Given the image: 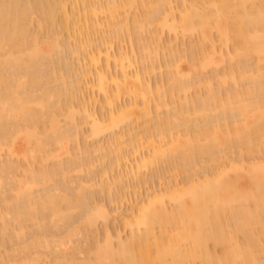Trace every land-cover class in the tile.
Listing matches in <instances>:
<instances>
[{
    "label": "bare ground",
    "instance_id": "1",
    "mask_svg": "<svg viewBox=\"0 0 264 264\" xmlns=\"http://www.w3.org/2000/svg\"><path fill=\"white\" fill-rule=\"evenodd\" d=\"M170 1L169 0H26V3H25L24 0H0V152H1V150L3 151V149H4L3 146H5L7 148L6 151H8L7 153H9V155H11V159L13 158L12 155H14L15 157L17 156L16 158H18V156H22L21 153L24 152V151L22 152V150L19 149L18 140L26 139V141L28 140L27 143L29 144L28 148L32 145L30 143L35 144L32 146L36 147V149L34 147H33L34 148L33 149L31 146V149L30 150L28 149V152L30 153L29 155L26 154L28 157L29 156L31 157L33 155V152L38 150L36 152L37 154L34 153V156H32L33 160L31 158L33 163H35L38 161L37 155L40 153L43 154L44 152L42 153V151H43V149L47 150L46 149L47 146H48L47 148H49V145L53 143V145H50V146H52V148H54V151L56 150L55 145L58 146L55 153H54V151L51 152L52 149L50 151H48L49 154H47L46 152L44 153L46 160H45V158L42 159V157H44V156L43 155L41 156V154H40L39 157H41V158H39V159H41L40 161L42 163L38 162V164L39 163L42 165L46 164L45 165L46 167H43L40 164L38 166L43 167L42 168L43 170H40V171H38L39 169L34 170L35 166H33L34 164L31 161H29V162H31L32 165L28 162L30 166L27 165L29 167L26 169L25 168L21 169L20 166H18L17 168L21 169V170L17 169L18 172L22 171V170L24 171L23 172L24 177H22V174H21V178L18 176L20 173L17 175V177H14V176H16V175H14V174H16L14 172L15 166L17 165V164H14L17 161L16 158H15L16 161H14L13 165L11 164L10 160H9L10 163L8 162L7 165L4 163L5 160H4V162L1 161L2 164L1 163L0 164L3 165L4 167L0 165V186H3L2 183H6L3 180L8 181V178L11 176V175L9 176V174H8V176H4L6 171L7 172H9V171L14 172V174H13L14 176L12 175L13 180H10V178H9V181H8L9 182V190L11 189L10 188L11 187L10 182L14 183L15 182L14 180H17V179H18V181L15 182L16 185L14 184L15 188L10 191V192H12L14 190L12 192V194H14V192H15V194H14L15 199L13 198V201H14V203L17 202L16 203L17 207H14L15 204H14V206L10 205V204H13V201H10L12 199H8L9 196L5 197V199H3V200L8 199L9 201H7V200L6 201L9 203L7 204V203H5L6 201H3V200L2 201L7 205L6 206L4 204L7 208H9L8 206L10 205V210L8 211L6 209L7 212L2 211V212H4V214L1 213V210H0V213H1L0 219L2 218V220H0V221H3L7 218V222L8 221L11 222L12 220L14 221V222L12 221L14 223L13 225H15L16 222H18L19 220L21 221V222L19 221L20 225L17 224V226H20V227H18V229L20 228V231H18V229L17 230L13 229V228H15V227H13L12 229L14 230V232H12V229L10 228V226H11L10 222L8 224H6L7 223V222H5L6 220L1 222L2 225L6 224L5 229L8 228V226H9V228L11 229L12 236H13L14 233H15V235H19V234L21 235L22 233H24V231H26L25 228H27L28 230L30 228H33L32 230L30 229L31 231H33L37 227L36 230L39 229V231H40L41 228L45 227L43 225L47 226V223L50 225V226L48 225L49 227H51V225H52L53 231H56V230L63 231L64 230L63 226L61 227V229H56V230H54V229L59 228L60 225H64V224L67 225L68 222L67 223H65V222L72 218V215L74 214L73 212H76L75 214H78L80 217L88 214L89 216L88 215L83 216L84 222H83V220H81L82 218L80 219L81 222H83V224L80 223L81 225L79 224V221L77 224L76 223L74 224L75 218L74 219L72 218L71 221L76 226L75 228H74V225H71L73 228L71 226H69L70 223H68L67 226L64 225L66 227H69L67 229H70L71 231H69V233L66 232L65 234H63V232H62L61 233L62 236L59 235V237H61L62 239L61 238L59 239V237H57V236H56L57 239L55 237H53L55 232L52 233V235L50 234L51 237H53L51 239H48V238H50V237H48L50 235H47V234L40 235L41 236V238H40L39 235L37 236V234H36L39 231L36 233L34 231L35 234L32 233L33 234L32 236L36 235L37 238L39 237L37 240L34 239L35 237H33L32 239H34V240L30 239L28 241L29 243L30 242L32 243V241H34L38 245V247H36L37 245L35 244V246H34V243H32L31 247L33 248L34 251L36 249L42 247L41 249H39L40 251L42 249H46V250L48 249V251L53 252L52 248L49 247V246H51V247L55 248L53 250H55V252H57V253L59 252L60 255H62V256L66 255V256L70 257L69 259H67V262L69 261L67 263L66 257H65V259H63L64 257L61 258L59 255H57L60 257V258L56 257V259H57L56 262L59 260V262H58L59 264H70L71 262L73 264H76L75 260H77V257L72 259L75 251H74V253L71 252L72 254L70 253L72 257L69 254H65L66 253L65 250L68 252H70L69 250H71L68 248V246H70V240L72 241L71 242L72 244H74L76 242V240H77V243H79V238H78L79 234H77V233H80L82 235L81 237L83 238V237H85L84 236L85 233H83V232H86V234H87L85 237L86 239L91 238V236H88L91 230L87 231L86 229L88 227H90V229L92 227H97V225L95 226L96 222H94V221H97V219L99 220L100 218L104 220L105 219L104 216L107 215V213H108V210L103 209L104 207L102 208L101 205H93L94 207L91 209L95 208V210H92V213H90L91 211L90 212L88 211V213H87V210H86V214L83 213V212H85L84 206H86L87 202H90V201H87V200H89L88 198L90 197L87 194H88V192H91L94 190V188H95L94 186H96V184L92 185V188L93 187L94 188H93V190H91L92 189L91 183L93 181L90 180V181H88L89 182L88 183L85 179L86 182L85 181L81 182L82 181L81 179L77 180L79 177L74 179L70 175V167L69 166L76 164L79 167V165H78L79 163H76V162H80V164L81 163L83 164V162L80 161L82 159V157H81V159H79L78 153H76L77 156H73V157L70 156L72 158L66 157V155H65V158H67L69 161H71V160L75 161L72 163V165H69V161L67 159H66V161L64 160L66 163H68L69 166L68 165H66V166H68L67 168H69V169H64V168H66V167H64L65 163H64V161L61 160L62 158L59 157V156H62V157L64 156V155H62V152H64V154L67 152L66 150L68 148L66 149V146H67L66 142H70L67 140H70V139L72 140V138H74V137H72L73 134L74 135L78 134L79 136L83 134V133L82 134L78 133L79 130L82 129L83 127L80 128L79 124H75V122H74L76 120V118L74 119L73 116L74 115L77 116V113H79L78 117L80 116V114L82 115L84 113L85 116H83V119L81 120V122L84 120V122H86V123L82 122L84 125L89 123V125L91 126V127L89 126V128H91V131H89V130H88L89 132L87 131V133H89V135L86 134V136L88 135V138L89 137L91 138V136H92V138L97 139L100 137L99 135H102V134L104 135L105 132H106L105 134H107V132L110 134L111 133L115 134L113 136H111L109 134H107V135H109L110 138L114 137L111 139L116 138L117 141H115V140L113 141L114 144L116 143L115 146H114L113 142L109 143V145H111V146L113 145L114 148L117 147L116 149H114L113 146H112L113 149L110 148L111 146L109 148H107L108 142L112 141L110 138H109L110 140L109 139L107 140L108 141L107 146H104L102 141H101V143L96 142V143H99L98 145L102 144L103 147H106L108 150L103 148V147L100 148L101 145L100 146L95 145L96 147H93L94 146V144H93V145H91L92 146L91 147L89 145V142L87 143V145L91 147L90 149L93 148V151L96 153L99 149H103V151L105 149L104 153H106L107 151H108L107 153H110V152L113 153L116 151L115 154L112 155L111 157H109L108 154H107L108 155L107 156L106 154L103 155L101 153L103 156L106 155L105 158L100 156L101 159L103 158L102 160H105L107 157L112 158L115 156V158H112V161L115 162L114 165L112 164L113 162L110 159H106L107 162L109 160L111 162L108 163L109 166H108V164H106L108 170L107 169L104 170L106 168L104 166L105 168L103 169V171L101 170L102 172L105 171V173L107 172V174H110V173H112V169L114 168V166L118 167V165L120 167H122L124 165L127 168L128 165H125V164L120 165V164H117V162L121 163V161H122V163H125V162L128 163L130 161V158L132 157L130 155L134 154L133 156H135L137 154L136 155V161L134 162V163H137V165L133 163L135 165V167H134L135 169H133V167H132L133 170L130 168L131 169L130 173H127L128 171L125 172V170H124V173L123 172L120 173V174H124L123 175L124 177H125V175H128L127 177H125L126 180L129 176L130 177L132 176V178H133L132 182L135 179L137 180V181H135V183L138 182V180H140V179H141L140 181L145 183V181L141 178V176L143 175L142 173H144L143 171L146 170V173H147L149 167L151 168V166H153L154 168H159V167H155V165L161 166V164H164V166H165L167 164L166 166H168V165L169 166L168 167L165 166V167L170 169V165L172 167V165L175 166L177 164V166H178L176 168L177 170L180 167H182L183 169L185 168L184 172H186V170H188V168H189V170L187 171V172H189L192 169V167L194 169V168H197L198 167L197 165L201 164L203 161L207 162L210 159L209 157H208V159H205L207 155L212 156L211 158H213V157L215 158V156L217 157V155H215L216 153H214V152H216L218 150H219V152L223 151V148H219V147H222L223 145L225 146L229 142L230 143L228 145H230V146L232 144H234L236 146L239 145L238 147H236V146L234 147V145L232 146L233 149H231V151L233 150V152H234V150L238 149L240 146L242 148L243 147H249L250 150L252 151V149L253 150L256 149V148H253L255 146L254 144L259 143L255 147L260 146L261 142H262V145H264L263 144V142H264L263 141L264 140V70H263V66H262V64L264 65V0H193V1L189 0V2H188V0L187 1L185 0L182 3L181 10H179V8L174 9L172 6H170L169 5ZM173 2H174V0H173ZM180 7H181V5H180ZM176 10L179 11V13H177ZM131 11L132 12L135 11V13H132ZM33 16L34 17L37 16V18H34ZM32 18H34L35 20L34 19L32 20ZM30 20L33 22L37 20L35 22V25H36V23L39 25L37 27L39 30H40V28H43V27L44 28L45 27L50 28V34L43 35V36H45V38L46 37L48 38L47 40L44 37L41 39L42 33L44 32V28H43L42 32L39 31V33L41 32V34H39L38 32H35L34 28L33 29L29 28L30 26H28V23H30V24L33 23V22H30ZM154 23H156V26ZM33 24L31 25L32 27H34ZM101 26L103 28L105 27L106 30L102 29ZM152 26L156 27V29H154V30H158L157 28H159V27H161V29L164 28L163 32L167 28L170 29V30H168L169 32H172V31L175 32V30L180 29L181 33L183 35H185V37L188 35L190 36V34L193 33V31H195L196 33L198 32L197 35L199 34L200 37L199 36L198 37L201 39H199L197 37V40L201 41L200 43L198 42L200 45H197L198 47L196 48L195 47L196 45L194 46L193 43H191V44L189 43L192 46H190V45H189V47L187 46V48H189L191 50L196 48L197 52L195 50H194L195 51L194 52V51H191L189 49H187V50H189L191 52L187 51L185 48L184 42H182V45L184 46V48L180 44L181 48H183L184 50L182 49L183 50L182 51L180 49L179 51H176L175 49H172V48H176L177 45L172 46L173 43L170 39V41H171V42L169 41L170 44L168 41L166 44L171 45L170 46L171 50H172V52H171L169 46H167L168 47L167 48L166 45L164 47L162 45L163 44V40L161 39V37L163 36V34H161L162 30H161V32H159V30H158V32L156 31V32L152 33L153 32V29H152V32H147ZM148 27H149V29H148ZM30 30H32V32ZM33 30H34V32H33ZM135 30H138L139 33H136L137 37L136 36L132 37L133 31H135ZM212 30H213V32H214V30H216L215 35L218 36V37L216 36L217 39L219 38L218 39L219 41L217 40L219 45L217 43L216 44L218 45V48L220 49V51H223L221 49V47L227 45L228 43L234 44V46H232L234 48L233 52L231 51L232 54H230V52H228V51H230V49L229 50L226 49L227 46H229V44L227 46H225V48L223 47L224 50L225 49L227 50V52L225 50V54H224V52H222V53L220 52V54H218L219 51L216 52V49L214 46V44H215L214 39L216 40V38L213 39L212 36L214 33L212 32ZM47 31L48 30H46V33H47ZM63 31L64 32L66 31L68 36L64 35ZM141 32H144V33L146 32L147 35H150L149 33H152L150 39H149V37H146V35H145V37H143V38H145L146 43L143 42L144 40L143 41L139 40L140 42L137 40V39L141 38V35H142ZM35 33H38V35L37 34L35 35ZM48 33H49V31H48ZM98 34H99V38L97 37ZM186 34H188V35H186ZM62 35H64L63 37L66 36L65 40L67 39L66 41L67 42L69 41L68 42L69 44H70V41L72 40L71 46H69V44L66 42L64 43V41H65L64 39H63L64 40L63 42L59 41V37ZM179 35H180V33H179ZM192 35L190 36V39L192 38ZM122 36L125 37V42L129 41L127 43H130L131 45H130V47H128L129 46L128 45L127 48L129 50L131 49V54H133V52H135L134 53L135 55L134 54L130 55L129 50L126 49V50H128V52H129L128 53L125 50V48H122V46H121L120 48H122V49L119 48V50H117L118 51V55L116 54V56L118 57V58L116 57L117 62H116V60L114 62V63L119 64L118 66H120L121 72H120V74L119 73L116 74L117 72L114 69L117 67V64H114V67H115V65H116V67L113 69L110 68L111 70L115 71L114 72L115 75H114L111 73V71H109V65L110 66L112 65L109 62L112 61V58H110L111 53L107 52V50L111 51V50H109V48H111L114 45L113 42L117 43L116 41L118 40V38L120 41V43L119 42L118 43L120 45H122L124 42V40L121 38ZM178 36L176 35V37H178ZM63 37H60L61 41H62ZM126 38H130V39L126 40ZM134 38L136 39V44H135ZM115 39H116V41H114ZM146 39L147 40L149 39V40L147 41ZM157 39H159V40L157 41ZM177 39H175V41H173V42L175 43L177 41ZM207 40H210L211 44L213 45L212 48H210L209 50H207L208 48L205 49V47H207V43H208V45L210 43ZM212 40H213V42H212ZM44 41H45V43H48L47 47H45L46 45L43 46ZM133 41H134V43H133ZM160 41H162L161 47H159L160 44H158ZM183 41H185V40H183ZM142 42H143V44H141ZM165 42L166 41L164 40V43ZM179 42H181V41H179ZM205 42H207L206 45L204 44ZM220 42H221V46H220ZM198 43L196 42V44H198ZM62 44H64V45H62ZM65 44H67V45H65ZM61 45H62V47H61ZM103 45L105 46L104 49H106L104 51V52H106V54H104V57L106 58V59L104 58L105 59L104 61L106 63H103L104 61L102 62L103 59L101 58L103 53H104L103 52L104 49L102 48V47H104ZM132 45H135V46H132ZM136 45H138V47L141 46L140 52H141V50H143L142 51L143 53L139 52L140 47L137 48ZM204 45H205V47H204ZM63 46H65V47H63ZM199 46H200V48H199ZM193 47H195V48H193ZM64 48H67L68 49L67 51L72 52V54H70L68 52H67L68 53L67 54L65 52L66 49H64ZM69 48H70V50H69ZM162 48H164L163 50H165V51H167V50L169 51V53H170L169 58L172 57L173 61H171L169 58H167L170 60L168 63V66L164 65V69L169 67V71L165 70V73L167 72V74L163 73L164 72V71H162L163 68L160 67V68H162L161 70H159L160 73L162 71L161 74H163L164 78L167 79V80L165 79L166 82L164 81L165 84L162 80L163 75L162 76L159 75L161 78L158 76L162 82L161 84H159L160 83V82H158L159 80L156 82V80H157L156 77H155L156 84H151L152 82L153 83H155V82L153 80H152V82H151V80L149 81V78L152 79L151 78L152 76H150L149 73L150 72L154 73V71H155L154 69H156V72L158 71L157 68H159V67H157V66L154 67V65H157V64H155V61L159 64V55L158 54L160 51H163ZM123 49H124V52H123ZM112 50H114V49H112ZM136 50H137V52H136ZM174 50L178 54H176ZM119 51H120V53H119ZM146 52H148V53H146ZM180 52L185 53V54L181 55L182 53L180 54ZM188 52L191 53V54H189V56L190 55L193 56L192 58H190L191 62L189 64L191 66L189 65V67L190 68L192 67L191 63L193 61H194L193 64L197 60H199V63L196 62V63H198V66H196L197 64L193 65V67H192L193 69L191 68L192 72L188 68L190 70V72L188 74H185V72H186L185 70H187V72H188V69H183L184 65L181 66L180 63L182 62L181 56H184L183 60L187 59L189 61V58L185 57ZM193 52L195 54L197 53V55L192 54ZM61 53H62V55H61ZM113 53L114 52H112V54ZM165 53L163 51L162 54H165ZM174 53H175V55H174ZM73 54L77 55L78 57H76ZM141 54H142V56H141ZM143 54H145V55H143ZM215 54H218V55H215ZM222 54H223V57H222L223 59H225L226 56H224V55H226V54H227V57H229V58H226V59H229V62L225 63V61H224V64L231 65V67L236 64L234 62H237V64L232 69H231V67H229L230 70L228 69V71H227L228 73L225 72V74H223V75L221 74V76H219L220 72H219V74L214 73V72L218 73V71L216 70V68H218V67L215 68L214 66H215V63H217L216 65H219L218 62H221L223 64V62L221 60L222 58L218 59V57L219 56L221 57ZM56 55H57V57H56ZM65 55H72L73 57L78 58L77 61H75L76 59L74 60V58L71 57L72 58L71 61L73 60L75 63L77 62L76 63L77 68L79 65L78 61H80V59L82 58L81 59L82 61H80L81 62L80 64H84V65H79L81 67L80 68L81 71L79 68H78V71L74 70L75 74L77 72H81L80 74L77 73L78 75L75 76V74L72 73V70L75 69V67H76L75 65H74V68H72L71 70L69 69V70L72 74H74L77 81L82 80L84 76L87 77L86 79H88L90 77L91 80L90 79L89 80L92 81L91 82L92 84L87 83L88 80L87 81H86V79H84V80L86 81L87 84H90L88 86H91V87L93 86L92 89H94V87H96V89L98 90L97 91L95 89L96 92L101 93V95H103L104 103L102 102L103 104H100L101 106L98 105L97 107H102L101 111L103 110V108H107L106 112L100 113V111H98L99 109H97V107L95 109H97V112H99V114L96 112V110H94V107L96 105H94L93 101H95V104H96V102L100 101L97 98V97H99L98 93H96L97 94L96 95L97 100H95L96 99L95 94L92 98L93 99L92 103H93L94 107H91L92 106L91 105L92 99H90V98H89L90 100H88L89 104L85 103V105L83 102L81 103V101L82 100L84 101L86 99L83 98L81 101H79V100L77 101V99H76V101L78 103L80 102L81 104H83L85 106V108H84L80 104L81 105L80 109H83V110H80L78 107H77V109H75L76 107H74V105L72 107L71 105L66 104L67 99H68V103H70L71 100H69V99H71V96L73 98H75V94L77 95V93L74 92L75 90L76 91L82 90V92H84L83 91L84 87H83V89H80L81 85L79 83H82L83 81L82 82L79 81V83L77 84L76 79L72 80L75 77L73 78L72 75L68 74L69 72L67 73V71H69V70L66 69V70H64V73L66 72L68 75L72 76V77L68 76L69 79H66L69 82V85H68L67 82L65 81V78H67L65 75L66 73L65 74L64 73L58 74V71H61V69H59V67L55 66L58 64L50 63L51 61L52 62L57 61L56 59H58V56L60 57V59H62L63 63L64 62L67 63L66 59H68V57ZM136 55L138 57L141 56L140 61L142 63H140L139 58ZM173 55L177 56V57H173ZM178 55H180V56H178ZM53 56H55L56 59ZM79 56H81V58H79ZM112 56H113V59H115V53ZM135 56H136V58H135ZM160 56H161V54H160ZM166 56L164 55L165 59H166ZM214 56L217 57V60H215L216 57H214ZM230 56H232L231 58L233 60L230 58ZM254 56L257 58L258 61L257 60L255 61L256 58ZM164 57L163 58L160 57V58H162L161 61H163L165 64L167 62L166 61L167 59L165 60ZM53 58L55 59V61H53ZM234 58H237L238 60L234 61ZM64 59H65V61H63ZM110 59H111V61H109ZM148 59H149V61H148ZM154 59H156V60L153 61ZM252 60H253V62H255V63H253L254 65L250 64V62L252 63ZM69 61H68V63H69ZM231 61H233L232 63H234V65L231 63ZM137 62H139L140 64L138 63L139 66H137L135 68H137V70L139 69V71H137L135 69L134 70V72L136 71L135 73L132 74L133 70H132V72L129 73L127 68L129 69L133 64L134 65L137 64ZM145 62H146V65L148 63V65H149L148 67L146 65H144ZM178 62H180V63H178ZM183 62H185V61H183ZM261 62H262V64H261ZM58 63L60 66L66 64V63L61 64L60 62H58ZM211 64L212 65L214 64L213 67L215 68V70H213L214 71L213 73L216 75V77L219 76L218 78H216L215 76H214V78H210L211 76L213 77V75H214L213 73L209 74V75H211V76H209V75H207L206 70L203 72V69H206V67L209 65L212 66ZM241 64H244V65H241ZM141 67H142L144 72L142 71ZM172 67L175 69H172ZM117 68H119V67H117ZM224 68H227V67L224 66ZM207 69H208V67H207ZM211 70H210V72H211ZM223 71H225V70H223ZM62 72H63V70H62ZM199 72H201V73H199ZM142 73L148 74L147 75L148 79L146 78V76L144 74L142 75ZM160 73L157 72V74H160ZM193 73H195V74H193ZM227 74H229V76L231 77L230 80L228 79L230 77L225 78V76H228ZM80 75H83V77L81 76L82 78L78 79ZM193 75H195V78ZM202 75H203V79L205 82L202 81L203 79L200 80ZM206 75H207L208 80H205ZM221 78L223 81L221 80ZM245 78H246V82L249 81V83L245 82V80H244ZM196 79L197 80L199 79L198 82L199 81L200 82L198 83ZM215 79H218L217 80V82L219 81L218 83H220V81H222L221 83H224L228 80L230 81V82H228L229 85L224 83L229 88L228 89V88H226L227 86H224L226 94H223L224 90L222 91V89H224V88H222L223 85L220 86L221 83L218 86L219 88L217 87V85H216L217 82L214 81ZM224 79H226V80H224ZM194 80H196V81H194ZM64 81L66 82L65 84H67L66 88H65ZM70 82H72V83L76 82L75 84H77V85L74 84V86H72V84ZM112 82H113V84H110ZM191 82H194V83H191ZM212 82L213 83L216 82V84H214L217 87L216 89H215L214 85H213L214 87L212 86V84H213ZM231 82L232 83L235 82L236 84H238V86H236V88L229 87V86H232ZM235 83H234V85H236ZM243 83L252 84V85L251 86L245 85L244 87L248 86L249 88L242 91L238 88ZM61 84L62 85L64 84V86L62 87ZM87 84H84V85H86L85 89L88 87ZM162 84H163V86L164 85L165 86L164 87L160 86ZM166 84H167V87H166ZM192 84L193 85L195 84L197 90L195 89V86L193 88ZM201 84H203V85H201ZM198 85L201 87L206 85V87L208 89L206 87H203V89L206 88V89H204V91L205 90L208 91L207 93H205L206 96H204V94L199 95V92L201 90L198 91V89L200 88ZM68 86H70L72 88H69ZM79 86H80V88H79ZM189 87L191 89L193 88L194 91L196 90L197 94H196V92L193 94H195L197 96V98H195L196 96L193 97L191 94H190V96H187V98H185L186 94L189 93L188 91H190ZM67 88H69V90L75 89L74 91H71V92H74L75 94L73 93L74 94L73 95L72 93H70L72 95H69V94L67 95L66 93L70 92V91H68ZM231 88L234 90H232ZM41 90H43V91H41ZM36 91L40 94H38ZM176 92L178 93L177 95H175ZM180 92H184L183 93L184 98H181L182 95L179 96ZM78 93H79V91H78ZM92 93H94V90H92ZM122 93L126 94V96H128V94H129V97L131 96L130 98L128 97V99H129L128 103L125 102V103L121 104L122 99H120V97H121V95H123ZM64 95H67V96H65L66 98L64 97ZM87 95H89V94H87ZM69 96H70V98H67ZM84 96H85V94H84ZM172 96L174 97V100L179 96L181 99L178 97L179 98L178 100H179V102L181 101L180 102L181 104L178 103L179 105L177 106L176 105L177 101L174 102V100H173V102L171 104L174 107L171 104L167 105L168 102L167 103L165 102V98L169 97L168 101H170L173 99ZM198 96H201V97L198 98ZM62 97H64V99H62V100H64L63 102H66L63 105L64 107L62 106L63 103L61 104L62 100H59ZM162 97L164 100L161 99ZM56 98H57V100H56ZM76 98H78V97L76 96ZM79 98H81V97H79ZM188 98H193V99H188ZM182 99H185V100H182ZM73 100H75V99H73ZM140 101H142V104H140ZM71 102H74V101H71ZM86 102H87V100H86ZM78 103H76V104H78ZM99 103H101V101ZM126 103H127V105H126ZM154 103H155V105L152 106V104H154ZM70 104H73V103H70ZM88 105L91 108H93L92 110H94V111H91V109H89V107L87 110L86 106H88ZM163 106L164 107H166V106L171 107V108L169 107L170 109L167 107L165 108V110L168 109L167 111L164 110L166 114L163 111H161V109L163 110V108H164ZM66 111H68L67 112L68 114L66 113ZM79 111H81V112H79ZM162 113H164V114H162ZM63 114L67 115V116H65L66 118H63L65 122L64 121L60 122L58 119L64 117ZM100 114H102V115L100 116ZM142 117L144 119L148 118L147 120L149 121V123L152 121L151 124H149L148 121L145 119L147 121L146 122ZM141 119L144 122H142ZM136 120H138V122L141 121V123H143V124L146 122L145 123L146 125L145 124L144 125L148 129H146L144 126H137L136 127L135 124L136 125L138 124V122ZM39 121H43V122L47 121L46 125H49V124L50 125L47 129H45V124L43 122H40V123H43L42 125H44L42 127V130H41L38 128L40 125L39 126L37 125V124H40ZM66 121H68V122L73 121L74 122L73 124H75L77 127L79 126L80 129L78 130L77 127L74 128L75 125H72L71 122H69L71 125L69 127L67 125L68 122H66ZM36 122H38V123L36 124ZM60 123L61 124L65 123L64 124L65 126L64 125L62 126ZM82 123H81V126H82ZM132 123H134V124H132ZM152 123H154V124L152 125ZM143 124H141V125H143ZM129 125H132L131 126L132 130L129 129L131 132L128 131V133L131 135L126 133L127 129L130 128ZM149 125H151V127ZM33 126H34V128L30 129V127H33ZM125 126H127V127H125ZM134 126H135V128H133ZM67 127L68 128L73 127V128L68 129ZM139 127H140V129H138ZM143 127L145 129H143ZM62 128H64V129H62ZM122 128L124 130H122ZM125 128H127V129H125ZM141 128H142V130H145V131L139 132V130L142 131ZM34 129L36 131H34ZM67 129L69 130V132L73 130V133L71 132L72 136L69 135ZM117 129H121L122 131L121 130L116 131ZM137 129H138V131H136V132H139V133H135L134 130H137ZM151 129H152V131L154 130V132H150ZM39 130H41V131H39ZM65 130L67 131L66 134H65ZM37 131L40 133L43 131L45 134L41 135L42 133L41 134L35 133ZM132 131L134 134L132 133ZM182 131H183V133H181ZM100 133H102V134H100ZM143 133H145V134H143ZM37 135H40V136L37 137ZM94 135L95 136L97 135L98 137H95ZM132 135H135L134 137H136L138 135L139 137H136L137 139H133L134 137ZM41 136H46V138H45L46 143H45V141H43L44 137H41ZM79 136H76L75 138H78ZM123 136H124V138L127 137V139H129V137L131 136L130 140L125 139L126 140L125 141L123 139L124 140L123 146L126 145L125 146L126 148H124L122 146L123 142L121 143L122 140H120V139H122ZM261 137H263V138H261ZM36 138H39L38 142L36 141L37 140ZM88 138H87V140H88ZM131 138H132V140H131ZM31 139H33V140L36 139V140H35V142H32L33 140H31ZM47 139L50 141V144H48ZM260 139H261V141H260ZM42 141L44 142V144L43 143L38 144V147H37L36 144L40 143ZM257 141H259V142L256 143ZM126 142H127V144H126ZM129 142L132 143L131 144L132 149L129 148V145H130ZM45 144H47V146ZM105 145H106V141H105ZM228 145H227V149H228V147H230ZM39 146H41V147L39 148ZM86 146H84V147H86ZM97 147H98V149H97ZM225 147H224V149H225ZM241 147H240V152L237 150L238 155H237L236 159L238 157H241V158L237 159L238 162L241 159L243 160L242 156H243L244 152H243V154L241 152L243 151L244 148L242 149ZM1 148H3V149H1ZM58 148L60 151L58 150ZM95 148H96V150H95ZM140 148H142V150H144V148H146V149H145V152L143 151L144 154H142L141 156H138L139 150L142 152V150ZM18 149H19V151H18ZM39 149H40V151H39ZM86 149L90 150L88 147ZM109 149H110V151H109ZM111 149L115 150V151L112 152ZM129 149H130V152L128 153ZM227 149H225V150H227ZM80 150H82V149H80ZM228 150H230V149H228ZM246 150H249V149H246ZM57 151H59V152L56 153ZM25 152H27V151H25ZM87 152L89 153V151H87ZM219 152H217V154ZM3 153H6V152H3ZM24 153H23V156H26ZM52 153H54L56 155L53 156L54 154L52 155ZM80 153H82V152H80ZM239 153H241L242 156L239 155ZM98 154H100V153H97V156L99 157ZM6 155H8V154H6ZM50 155H52L51 159H50ZM128 156H130V158ZM5 157H7V156H5ZM55 157L60 159V161H62L63 163L58 161V159H55ZM75 157L77 158V160ZM125 157H128L129 160L126 161L127 159ZM137 157L140 160L137 159ZM0 158H2V155H0ZM47 158H49V159H47ZM52 158L54 160H56L57 162H54ZM73 158H75V160ZM88 158L89 157H85V158L83 157V159H86V160ZM124 158L126 160H124ZM6 159H9V158L7 157ZM23 159H24V157H23ZM83 159H82V161H84V165L86 163H89V165H90L91 162H87V161H89L90 158L87 161L83 160ZM92 159H98V158L94 157ZM200 159H205V160L201 161ZM229 159L230 158H228V160ZM12 160H14V158ZM48 160L49 161L51 160L52 164L54 163V166L57 165V168L52 167L50 164L52 169H51V167H49L50 170L47 169L49 166ZM228 160H226V161H228ZM22 161H24V160H22ZM43 161H44V163H43ZM90 161H91V159H90ZM123 161H125V162H123ZM198 161H200V163ZM210 161H213V159H210L207 163H209ZM229 161H228L229 164L225 165L226 167L220 168L222 166H220V165L216 166L217 167L216 170L214 167H213V170H211L212 167H209V169H207L208 166H212V165L207 166V164H206V165H203L204 166V168H202L203 170L198 168L196 170L192 169L193 172L196 171L194 174L192 171L189 172L191 174L189 176H192V174H193V177H194L195 174H197V175H198V173L203 174V173L198 172L201 170H202L201 172L205 171L204 174L207 172V175H208V171H212L211 172L212 174H214L213 173L214 170H215L214 172L218 171L215 173L213 178H211V176H207L205 174V177L203 176L204 180H202V177H201V179L196 180L195 182L193 181V183L190 182L191 183L190 184L189 180L193 179V177H190L189 180L186 179L183 182L184 183L183 185L182 184L180 185L178 183L180 186L177 184L178 186L175 185V187H174L171 185L172 188H171V186L165 188L168 190L171 188L169 192L167 190H164V189H163L164 193H159L160 191L155 192V193L153 192L155 195V196L153 195L154 196L153 198H152V194H153L152 193V194H150L151 196L149 195V197H151V199L149 197H148L149 199H147V197H145L144 200L142 199L143 200L141 202L142 204L137 202V204H135V205L136 206L138 205V206L132 207V209L133 208L136 209V210H133L134 213L132 212V209L131 210L129 209V211H131L130 213H132L131 215L128 214V216H126V217L122 215L123 221L125 219L126 220H125V222H123L121 220L122 221L121 223L124 224L123 225L124 228H125V225L129 228V230H130L129 235L130 236L128 235V237L123 240V239H121V236H120L121 233L119 232L120 234L119 233H118L119 235L117 234L119 237V239H118L119 242H117L118 243V244L116 243L117 246L115 244L116 247H114L113 241H111V243L109 241V240L113 239V236H111L112 230H111V232H108L109 229H108V224H107L106 228L105 229L103 228L104 230L108 229V230H106L107 232L105 231L106 235L104 234V237L106 236L105 239L103 238L107 244L105 242H104V244L99 243L98 246L95 244L94 248L89 246L92 244L86 245V246H89L91 248V249H88L89 247H87V250H86L87 252H89V250H90L89 255L90 254L93 255L95 253L94 254L95 260L93 261L92 259H90V261H88L89 259L87 257H85L87 259V260L84 259V260H86L85 262L88 261V262H91V264H196V261L200 260L201 263L207 262L208 264H264V161H263V158H262V161L254 162L253 164L250 163L249 166H247L248 169L246 168V170H245L244 160L241 161V163L239 162L240 165L235 164V166H233L234 163H231ZM71 162H70V164H71ZM93 162H94V160H93ZM178 162L180 163V166H179ZM59 163H61V165H63V167ZM181 163H183V164L181 165ZM193 163H197L196 167L194 166L195 164H193ZM224 163L225 162H223V164ZM103 164L105 165L104 162H102L101 165H103ZM133 164H132V166H133ZM158 164H160V165H158ZM84 165H83V167H85ZM89 165L87 166V167H91V168H89V170L94 167V164H92L93 166L92 165L89 166ZM227 165H230V166L227 167ZM80 166L81 167H79V168H81V169H75L73 171H76L78 173V171L83 170L84 168H82V165H80ZM110 166H112L113 168L111 167L112 168L111 169ZM13 167H14V169H13ZM30 167L31 168L33 167L32 171H31V169L29 171ZM74 167H75V165L73 166V169H74ZM153 167H152V169H153ZM186 167H188V168H186ZM190 167H191V169H190ZM58 168H60V169H58ZM62 168H63V170H62ZM116 168H114V170H116ZM162 168L163 167H160L159 169L163 170ZM218 168H220V169H218ZM152 169H149V171H152ZM159 169H156V170H159ZM169 169H168V171H169ZM176 169H174V167H173V169L172 170L170 169V170L177 172ZM65 170H69V171L65 172ZM109 170H110V172H108ZM73 171L71 169V172H73ZM121 171H123V169ZM179 171L183 172V170H181V168H180V170H178V172ZM231 171H233L234 173ZM25 172L26 173L29 172L28 173L29 175L26 174V176L29 177L28 179L25 177ZM61 172H62L61 176L64 178V180H61L62 178H59V176H58V174L60 175ZM160 172H162V171H160ZM66 173H69V175H66ZM80 173H78V174H80ZM93 173H94V175H96V172H93ZM93 173H92V170H90V172L88 171L89 175L87 174V176L89 178L92 176V179H93V175H91ZM105 173H103L101 175H103V177H104L107 175ZM125 173H127V174H125ZM78 174H77V176H78ZM1 175H2V177H1ZM114 175H116V174H114ZM240 175H242V178L245 177V180L243 179L244 182H243L242 178L240 177ZM56 176L58 178L56 184L61 183L59 181V179L63 182L67 179L68 176H71L70 178H72L73 180H76L77 184H78V181L81 182L80 184H78L80 186H77V188L75 187L74 192L71 191L72 189L68 190L66 187V189H67V191H66V189H63L64 186H63V188H61V187H59V185L56 186V184H54V182L56 181ZM65 176H66V178H65ZM112 176H111V178L113 179ZM123 176H121V177H123ZM82 177H84V176H82ZM121 177L118 179L116 177V179L108 182V183L112 182V184L115 186L116 192H117V188H118L117 186L121 180H123L124 183L127 182V184H128V186H127V184L126 185L124 184V186H126L125 188L123 185H121L122 191H123V189L126 190L127 187H129V188H130V186L132 187V184L130 185L128 181H125L124 178L121 179ZM70 178H68V182H69ZM100 178H102V177H100ZM19 180L23 181V182H21L20 184L18 183L19 185H17V182H19ZM94 180H96V179H94ZM105 180L107 182L109 180V178L105 179ZM116 180H120V181H116ZM52 181H53V183H51L52 184L51 186L53 187V184H54V187L55 186L56 187L55 188L53 187L54 189H52V188L46 189V187H44V186H47V185H45V184H47L48 182H52ZM102 181H104V180H102ZM113 181H115L116 183L118 182L117 186H116V183H114ZM186 182L188 184H186ZM72 183L74 184V182L71 181V184H69V185L66 184V186L70 187V186L76 185V184L73 185ZM83 183L85 184V186L83 185ZM93 183H95V181ZM97 183L100 184L99 182H97ZM108 183H106V186L109 185ZM242 183H245V184H242ZM6 184H8V183H6ZM42 184H44V185L42 186ZM62 184H61V186H62ZM89 184H90V186H89ZM103 185H104V188L106 190V193H108V191L110 192L112 185H110L109 188L108 187L106 188L105 182ZM36 186H38V187H36ZM87 186H89L90 188ZM137 186L139 187V184ZM34 187L37 189L39 188L38 190H40V188L44 187V188H42V191H43V189H45V191H43V193H40V194H44V192H45V194L44 195L39 194L40 196L37 195L38 197H35L36 196L35 195L33 197V192H34V194L39 193V192L36 193L38 190L35 189L36 192H35V190H33ZM59 188L63 189L62 191L65 190V192L62 193V191H60ZM72 188H74V187H72ZM88 188L90 190H88V192H87ZM136 188L134 187L133 190H136ZM0 189H1V187H0ZM100 189H101V187L99 188V191H100ZM112 189H114V188H112ZM5 190H3L4 193L2 192L1 195L4 196L7 193H8V195H10L9 191H7V193H6ZM52 190H53V192H52ZM128 190L129 189H127V191ZM42 191H40V192H42ZM131 191H132V189H131ZM165 191H167V193ZM119 192L120 191L118 188V193ZM125 193L126 192L122 193V196H121L122 198H125V195H124ZM156 193H159L160 195H157ZM93 194H94V192H93ZM93 194L91 193V196L94 197ZM114 194H115V192H114ZM89 195H90V193H89ZM115 195H117V194H115ZM115 195H114V197H115ZM118 195H121V193ZM123 195H124V197H123ZM122 198L120 199V201L122 200ZM165 198H167V202H173V205H168ZM116 200L119 201L118 198ZM116 200L114 199V201H116ZM94 201H95V199H94ZM118 201H116V202H118ZM251 201H254L253 206L250 205V204H252ZM3 202L2 203L0 202V203L3 204ZM91 202H92V200H91ZM92 204H90V205H92ZM99 206H100V208H99ZM11 207H14L13 209H15V208L16 209L14 211H12L14 213L10 214V215H12L13 218L11 217L12 219H9L10 215L8 216L7 214H9V212L11 211ZM87 207H86V209L90 210V208H87ZM90 207H92V206H90ZM169 208H171V209H169ZM2 209H4V208H2ZM83 209H84V211H83ZM77 210L83 211V212L77 213L78 212ZM104 210L106 212H104ZM5 215H6V217L4 219ZM78 215H76V216H78ZM96 215H97V218L95 217ZM110 215H111V213L109 212L107 215L106 221L110 220L109 219V217H111ZM118 216L120 217L121 215H118ZM84 218H86V219H84ZM229 218L234 220V223H232L234 225L231 224L233 226L232 229L230 227L228 228V226H230L229 223H231L230 221L228 222ZM37 219L42 221L41 224L39 223V220H38V222H35V223H37L36 225L30 224V225H32V227H30V228H28L29 226L26 227L27 223H29V220L31 223V221H35ZM76 219H77V217H76ZM233 220H231V221H233ZM63 221H65V222H63ZM115 221H116V219H115ZM24 222H26L25 223L26 226L24 225L25 227L22 224ZM75 222H77V221H75ZM38 223L40 225H42L43 227L39 228L40 225ZM58 224H60L59 227L57 226ZM37 225H39V226H37ZM78 225L81 227H79ZM52 227H51V229H52ZM128 228H126V229H128ZM1 229H2V226H1ZM84 229L86 231H84ZM95 229H97V228H95ZM95 229L94 228L92 229L93 230L92 234H94ZM28 230H27V232H28ZM30 230L28 232L29 234L27 235L28 237H29L30 232H31ZM43 230L41 231V233H44V232L48 233L47 230L46 231H45V229H43ZM82 230H83L82 233L84 235L81 233ZM64 231H66V230H64ZM95 231H98V230H95ZM1 232H5L4 226H3V229ZM11 233H10V235H8V234H6V235H8V237H9V236H11ZM16 233H18V234H16ZM57 233L55 235H57ZM109 233H110V235H108ZM24 234L22 236V238L24 237L22 239L23 242L26 241V240L24 241V239H25V237H27L26 233H24ZM39 234H40V232H39ZM66 234L70 235V237H71L70 240H67L70 237L67 236ZM92 234L90 233V235H92ZM238 234H244L245 235V236L242 235L246 238V239H244L245 240L244 242H240L241 239L240 240L238 239L240 236V235L238 236ZM44 235H47V238H45L46 236H44ZM76 235L78 236L77 237L78 239H76ZM94 235L96 236L98 234H94ZM99 236H100V234H99ZM109 236L111 238H109ZM72 237L73 238L75 237L76 240H72ZM114 237H117V236L115 235ZM5 238H7V236H5L4 239ZM18 238L21 239V236L20 237H17V236L14 237V239L15 240L17 239V241H18V242L16 241V247L15 246H14L15 248L13 247L14 250H16L17 246L20 247L19 244H17L20 242ZM42 238H43V240L41 242L40 239H42ZM11 239H13V238L11 237ZM11 239L9 241H11ZM55 239L59 240V241H56ZM93 239H96V237H94ZM2 240H3V237H2ZM49 240L50 241L54 240V241L49 242ZM63 240H64V242H63ZM66 240L68 241L69 244L66 242ZM73 241H75V242L73 243ZM96 241H94V242H96ZM116 241H117V239H116ZM4 242H6V240H4ZM28 242L26 241V243H28ZM98 242H99V240H98ZM3 243H0V244L3 245ZM26 243H23V244L20 243L21 246L24 247V248L21 247L22 248L21 251L19 250L20 248H18V252H21V253H17L16 252L17 250L10 252V257L12 256L11 253H14L12 258H14L15 254L16 255L21 254V255L16 256V257L20 258L21 256H23V258L18 260V261L22 262V260H23V262L25 264L27 262L26 261L27 254L29 252L26 251L27 253H25V251H23V249L28 250L30 248V244L28 243V245H27ZM64 243H65V245H67V244L68 245L65 247ZM211 243L216 247L217 246L220 247L221 248L220 250H222V252L218 251V249H217V251H215L214 249L216 247L211 250L210 249V248H212V247H210ZM10 244H11V242H10ZM25 244L28 246V249H27V246ZM43 244H44V246H42ZM52 244H54V246ZM63 245L65 248H61V247H63ZM74 245H71V247L74 246L75 248H77L76 244H74ZM79 245L80 244H78V246ZM82 245L83 244L81 243V246ZM84 245H85V243H84ZM3 246L5 247V243ZM25 247H26V249H25ZM59 247L61 248V250ZM32 248L30 249L31 251H33ZM56 248H58L59 250ZM75 248L73 250H76ZM67 249H69V250H67ZM81 249H83L82 251H84V248H81ZM81 249L79 246L77 250H80V253L83 254L84 252L82 253ZM11 251H12V248H11ZM36 251L33 253L40 255L39 252L37 251L38 253H36ZM51 252H50V254H51ZM55 252H53L52 254L56 255L57 253H55ZM217 252H221V253L217 254ZM22 253L24 255H22ZM33 253H32V255H34ZM75 254L77 255V252ZM32 255L30 254V256H32ZM76 255H74V256H76ZM8 256L9 255H7V257ZM24 256L26 257L25 260H24ZM10 257H8V258L4 257L1 260L4 259V262H5L6 259L10 260ZM15 259L16 258L11 259L12 263L14 262L13 264L18 263V262H15V261H17V259L16 260ZM29 259H31L32 261L34 260L31 257L28 258V260ZM36 260H38V259H36ZM8 261L6 260L7 263H5V264L11 263V262L8 263ZM4 262L2 261L0 263L4 264ZM33 262L36 263V261H33ZM83 262L81 261V264H84ZM28 263L33 264L31 261ZM37 263H38V261H37ZM78 263L80 264V262H77V264ZM87 264H89V263H87Z\"/></svg>",
    "mask_w": 264,
    "mask_h": 264
},
{
    "label": "rangeland",
    "instance_id": "2",
    "mask_svg": "<svg viewBox=\"0 0 264 264\" xmlns=\"http://www.w3.org/2000/svg\"><path fill=\"white\" fill-rule=\"evenodd\" d=\"M169 1H170V0H169ZM171 1H172V2H171ZM171 1H170V3H169L170 6H172L174 9L179 8V10H181V8H182V3H183V1H185V0H178L179 2H178L177 0H174V2H173V0H171ZM186 1H187V0H186ZM192 1H193V0H192ZM24 2L26 3V0H24ZM188 2H189V0H188ZM190 2H191V1H190ZM173 3H174V4H173ZM180 5H181V7H180ZM146 11H147V10H146ZM131 12H132V11H131ZM138 12H139V11H138ZM176 12L179 13V11H177V10H176ZM132 13H135V11H133ZM33 17H34V16H33ZM34 18H37V16H35ZM34 18H32V20H33ZM34 20H35V19H34ZM37 20H38V19H37ZM37 20H36V21H37ZM36 21L33 22V21L30 20V22H33L34 24H33V23H31V24L28 23V26H30L29 28H30V29H33V28H34L35 32H38V33H39V31L42 32L44 27H43V28H40V27H39V28H40V30H39V29L37 28L39 25H38L37 23H36L37 26L35 25V22H36ZM29 24H30V25H29ZM32 24H33L34 27L31 26ZM154 24H155V26H156V23H154ZM148 26H149V25H148ZM155 26H154V27L152 26L153 28L151 27L150 29H149V27H148L149 30H148V31L146 30V31H147V32H152V29H153V32H152V33H154V32H156V31L158 32V30H159V32H161V30H162L161 34H163V36L161 37V39L163 40V44H162V41H160V42L158 43V44H160L159 47H161V44H162L163 47H164L165 45H166V47L169 46V48H170V50H171V47H170L171 45H167V44H166L167 41H168V42L170 41V39H171V41H172V43H173L172 46H176V45L178 46V47L176 46V48H177L178 50H177L176 48H172V49H175L176 51H179L180 49L182 50V49L184 48V46L182 45V42L185 43V44H184V43H183V44L185 45L186 50L189 49V48H187V46L189 47V45H190L191 43H193L194 46L196 45V46H195L196 48L198 47L197 45H200L199 43H200L201 41H200V40H199V41L197 40V37H198V36L200 37L199 34L197 35L198 32L196 33L195 31H193V33L190 34V36L193 34V35H192V38H191L192 40H191V39H190V36L188 35L189 33L186 34V35H188L189 37H188V36L185 37V35H183V34L181 33V30H180V29L175 30V32L172 31V30H171L172 32H169L168 30H170V29H169V28H167V29L165 28L166 30L163 32L164 28L161 29V27L158 26V27H159V28H157L158 30H154V29H156ZM101 27H102V26H101ZM48 28H49V27H45V28H44V32L42 33V37L39 35V36L41 37V39H42L43 37L45 38V36H43V35L50 34V28H49V29H48ZM102 29L106 30L105 27H104V28L102 27ZM34 30H33V32H34ZM46 30H48L49 33H48V31H47V33H46ZM30 31L32 32V30H30ZM176 31H177V32H176ZM179 31H180V32H179ZM215 31H216V30H214V32H213V30H212V32L214 33V34L212 33V34H213L212 37H213V39L216 38V40L214 39V43H215L214 46H215L216 52L219 51L218 54H220V52H221V53L224 52V54H225V50H226V49H228V50L230 49V51H228V52H230V54H232L231 51L233 52V50H234V48L232 47V46H234V44H231V43H228L229 46L231 45L230 47L227 46V45H228V44H227V45H225V46H227V48L224 50L225 46H223L224 48L221 47V49H222L223 51H220V49L218 48V45H219V43H218L219 40H218V39H219V38L217 39L218 36L215 35ZM41 32H40L39 34H41ZM178 32L180 33V35H179ZM38 33H35V35H36V34L38 35ZM63 33H64V35H67L66 31H65V32L63 31ZM100 33H101V32H100ZM100 33H99V34H100ZM136 33H139L138 30L133 31V35H132V37H135V36H136ZM141 33H142L141 38L138 37V38H139V39H137L138 41H139V40H142V41L144 40L143 42H145V38H143V37H145V35H146V37H149V39L151 38L152 33H149L150 35H147L146 32H145L146 34H145L144 32H141ZM141 33H140V34H141ZM170 33H171V34H170ZM174 33H175V34L177 33L176 35H177V36L179 35V36L176 37V35H175ZM195 33H196V34H195ZM99 34L97 35L98 38H99ZM158 34H159V33H158ZM181 34H182V35H181ZM216 34H217V33H216ZM64 35H62V36H60V37H63ZM100 35H101V34H100ZM47 36H48V35H47ZM67 36H68V35H67ZM138 36H139V35H138ZM159 36H160V35H159ZM182 36H183V37H182ZM216 36H217V37H216ZM60 37H59V41H60V42H63V41L65 40V37H66V36L62 38V41L60 40V39H61ZM97 37H96V38H97ZM123 37H124V36H122L121 38H122V39L124 40V42H125V37H124V38H123ZM136 37H137V36H136ZM175 37H176V38H175ZM199 37H198V38H199ZM177 38H178V39H177ZM184 38H185V39H184ZM45 39L47 40L48 38L46 37ZM63 39H64V40H63ZM128 39H130V38H126V40H128ZM134 39H135V38H134ZM149 39H148V40H149ZM159 39H160V38H159ZM159 39H157V41H158ZM161 39H160V40H161ZM173 39H174V40H173ZM175 39H177V41L174 43L173 41H175ZM188 39H189V40H188ZM199 39H201V38H199ZM66 40H67V39H66ZM66 40L64 41V43H65V42H66V43L69 42V41L67 42ZM132 40H133V39H132ZM132 40H131V41H132ZM146 40H147V39H146ZM148 40H147V41H148ZM164 40L166 41L165 43H164ZM183 40H185V41H183ZM187 40H188V41H187ZM195 40H196V41H195ZM217 40H218V41H217ZM42 41H43V40H42ZM114 41H116V39H115ZM131 41H130V42H131ZM138 41H137V42H138ZM171 41H170V42H171ZM179 41H181V42H179ZM207 41L210 42V40H207ZM71 42H72V40L70 41V44L68 43L69 46L72 45ZM116 42H117V43L113 42L114 45L111 47V48L114 49V50H112L111 48H109V50H111V51H108V50H107V52L111 53V54H110V55H111L110 58H112V61H111V59L109 60V61H111L112 63H111V62H109V63L113 65V66H112V65H111V66L109 65V71H111V73L114 74V75H115V73H114L115 71L117 72L116 74H118V73L120 74V72H121L120 66H118L119 64L114 63L115 60L118 58V57L116 56V54L118 55V51H117V50H119V48H120L121 46H122V48H125V50H126V49H128L127 46L129 45L128 47H130V45H131L130 43H127V42H129V41H127V42H125V43L123 42V44L120 45V44H119V43H120L119 38H118V40H117ZM118 42H119V43H118ZM139 42H140V41H139ZM139 42H138V43H139ZM143 42H142L141 44H143ZM170 42H169V44H170ZM177 42H178V43H177ZM196 42H197V43L199 42V43L196 44ZM212 42H213V40H212ZM133 43H134V41H133ZM133 43H132V44H133ZM145 43H146V42H145ZM187 43H188V44H187ZM189 43H190V44H189ZM206 43H207V42H205L204 44L206 45ZM216 43H217L218 45H217ZM233 43H234V42H233ZM60 44H61V43H60ZM115 44H116V45H115ZM135 44H136V39H135ZM141 44H140V45H141ZM180 44L182 45L183 48H181V45H180ZM45 45H46V46H45ZM62 45H64V44H62ZM62 45H61V47H62ZM65 45H67V44H65ZM144 45H145V44H144ZM205 45H204V47H205ZM43 46L47 47V46H48V43H45V41H44ZM103 46H104V45H103ZM132 46H135V45H132ZM136 46H137V48L140 47V48H139V52H140L141 46H139V47H138V45H136ZM190 46H192V45H190ZM208 46H209V47H208ZM212 46H213V45L211 44V42L209 43V45H208V43H207V47H205V49L208 48L207 50H209L210 48H212ZM216 46H217V47H216ZM220 46H221V42H220ZM220 46H219V47H220ZM63 47H65V46H63ZM195 47H193V48H195ZM102 48L104 49L105 46L102 47ZM122 48H120V49H122ZM131 48H132V47H131ZM134 48H135V47H134ZM134 48H133V49H134ZM167 48H168V47H167ZM167 48H166V49H167ZM196 48L193 49V50H191V49H189V50H191V51H194V50H195V51H196ZM199 48H200V46H199ZM64 49H66V51H65L66 53L68 52V53L72 54V52L67 51V50H68L67 48H64ZM64 49H63V50H64ZM135 49H136V48H135ZM158 49H159V48H158ZM163 49H164V48H162V50H163ZM69 50H70V48H69ZM105 50H106V49H104L103 52H104ZM128 50H129V49H128ZM128 50H126V51L128 52ZM159 50H160V49H159ZM175 50H174V51H175ZM183 50H184V49H183ZM183 50H182V51H183ZM189 50H187V51H189ZM126 51H125V52H126ZM133 51H134V50H133ZM133 51H132V52H133ZM142 51H143V50H141L140 53H143ZM163 51H164V53H165V52H166V53H165V54H162ZM163 51H160L159 54H158V55H159V64H160L161 66L155 61L156 59L153 60V61H155V64H157V65H154V67H155V66L159 67V68H157V69H158V71H157L158 73H160L159 70H161L162 68H163L162 71H164L163 73H165V70L169 71V67H167V66H168V63H169L170 60L173 61V60H172V59H173L172 57L169 58V57H170V55H169V54H170L169 51H168V50H167V51L163 50ZM176 51H175V53L178 54ZM187 51H186V52H187ZM191 51H189V52H191ZM195 51H194V52H195ZM112 52L115 53V59H113V56H112V55H113L114 53L112 54ZM123 52H124V49H123ZM129 52H130V55H133V54L135 53V52H133V54H131V49L129 50ZM129 52H128V53H129ZM136 52H137V50H136ZM161 52H162V53H161ZM171 52H172V50H171ZM189 52L187 53L188 55L186 54V56H185L186 58H189V61H188L187 59L183 60L184 56H181V58H182V59H181L182 62H181V63L178 62V63H180L181 66L184 65V66H183V67H184L183 69H188V68H189V69L191 70V68L193 67V65L197 64L196 66H198L199 60L196 61V62H198V63L195 62L194 64H193L194 61L192 60V61H193V62L191 63V64H192V67L190 68V67H189V65H190L189 63L191 62V61H190V58H192L193 56L190 55V56H191V57H190L189 54H191V53H189ZM194 52H193L192 54H195ZM196 52H197V51H196ZM226 52H227V50H226ZM68 53H67V54H68ZM119 53H120V51H119ZM146 53H148V52H146ZM167 53H168V54H167ZM175 53H174V55H175ZM181 53H182V52H180V54H181ZM64 54H65V53H64ZM64 54H63V55H64ZM104 54H106V52H104L103 55H102V57H101V58L103 59L102 62L106 59V58L104 57ZM160 54H161V56H160ZM184 54H185V53H182L181 55H184ZM218 54H215V55H218ZM227 54H228V53H227ZM227 54L224 55V56H226L225 59L222 58V57H223V54H222L221 57H220V56L218 57V59L222 58L221 60H222L223 64H222L221 62H218L219 65H216L217 63H215V66H214V64H213V65L211 64L212 66H210V65H209L210 67L207 66L208 69H207V67H206V69H203V72L206 70L207 75H209V74H212V73L214 72L213 70H215L216 67H218V68H216V70L218 71V73H216V72H214V73H215V74H219V72H220V75H219V76H221V74H222V75L225 74V72L228 71L229 67H231V65H226V64H224V61H225V63L229 62V59H226V58H229V57H227ZM230 54H229V55H230ZM61 55H62V53H61ZM73 55H75V54H73ZM134 55H135V54H134ZM139 55H140V54H139ZM143 55H145V54H143ZM164 55H165V56L167 55V56H166V59L169 58L170 60H169V59L166 60L165 57H164ZM174 55H173V57H177V56H174ZM195 55H197V53H196ZM229 55H228V56H229ZM65 56L68 57V59H66V60H67V63L64 62V63H66L65 65H61V66L59 65L58 62H60V63L62 62V59H60L59 56H58V59H59L60 61H59L58 59H56L55 56H53L58 62L55 61L54 58H53V61H55V62H52V61L50 62V63H54V64L56 63V64H58V65H55L56 67H59V69H61V71H58V74L64 73V70H66V69H67V70H69V69L71 70L72 68H74V65H75V66L77 65V64H76L77 62L75 63L73 60L71 61V59H72L71 57H73L72 55H65ZM75 56L78 57L77 55H75ZM136 56H137V55H136ZM136 56H135V58H136ZM141 56H142V54H141ZM141 56H140V57H141ZM171 56H172V55H171ZM178 56H180V55H178ZM198 56H199V55H198ZM232 56H233V55H232ZM232 56H230V58H231ZM56 57H57V55H56ZM76 57H73L74 60L76 59L75 61H77V59H78V58H76ZM116 57H117V58H116ZM137 57H138V56H137ZM140 57H138V58H139V61H140ZM160 57H162V58L164 57V59H165L167 62L164 64V62L161 61L162 58H160ZM199 57H200V56H199ZM214 57H216V56H214ZM233 57H234V56H233ZM254 57H255V56H254ZM79 58H81V56H79ZM104 58H105V59H104ZM255 58H256V57H255ZM81 59H82V58H81ZM81 59H80V61H82ZM157 59H158V58H157ZM231 59H232V58H231ZM253 59H254V58H253ZM69 60H70V61H69ZM113 60H114V61H113ZM150 60H151V59H150ZM165 60H164V61H165ZM186 60H187L188 62H187ZM215 60H217V57L215 58ZM221 60H220V61H221ZM232 60H233V59H232ZM237 60H238L237 58H234V61H237ZM256 60H257V58L255 59V61H256ZM63 61H65V59H64ZM68 61H69V63H68ZM80 61H78V62H79L78 64H79V65H84V64H80V63H81ZM148 61H149V59H148ZM183 61H185V62H183ZM250 61H251V60H250ZM250 61H249V62H250ZM257 61H258V60H257ZM70 62H71V63H70ZM83 62H84V61H83ZM116 62H117V60H116ZM160 62H161V63H160ZM216 62H217V61H216ZM232 62H233V61H231V63H232ZM249 62H248V63H249ZM64 63L62 62L61 64H64ZM74 63H75V64H74ZM85 63H86V62H85ZM103 63H106V62L104 61ZM138 63H139V62H137V64H135V65L133 64L134 66L132 65L129 69L127 68V70L129 71V73L132 72V70H133L132 74L136 72V71L134 72L135 69L137 70V68H135V67L139 66V64L142 63V62L140 61V63H139V64H138ZM231 63H230V64H231ZM234 63L237 64V62H234ZM234 63H232V64L234 65ZM238 63H239V62H238ZM242 63H243V62H242ZM253 63H255V62H253V60H252V63L250 62V64H253ZM69 64H70V65H69ZM114 64H117V67H119V68H117L116 65H115V67H116V68H115V67H114ZM150 64H151V63H150ZM162 64H163V65H162ZM180 64H179V65H180ZM236 64H235L234 66H236ZM245 64H246V63H245ZM261 64H262V62H261ZM79 65H78V68L80 69L81 67H80ZM144 65H146V62H145ZM144 65H143V66H144ZM164 65H167L166 67H167L168 69H167V68L164 69ZM241 65H244V64H241ZM253 65H254V64H253ZM143 66H142V67H143ZM146 66H147V67L149 66L148 63H147ZM150 66H151V65H150ZM181 66H180V67H181ZM190 66H191V65H190ZM213 66H214L215 68H214ZM224 66L227 67V68H224ZM234 66H232L231 69H232ZM262 66H263V70H264V65L262 64ZM132 67H133V68H132ZM142 67H141V69H142ZM160 67H162V68H160ZM78 68H77V66H76L75 69L72 70V73H74V70H77V71H78ZM110 68H112V69L115 68V69H114L115 71L111 70ZM139 68H140V67H139ZM143 68H144V67H143ZM197 68H198V67H197ZM210 68H211L212 70H211ZM222 68H223V69H222ZM237 68H238V67H237ZM141 69H140V70H141ZM172 69H175V68L172 67ZM183 69H182V70H183ZM189 69H188V72H187V70H185V71L187 72V73L185 72V74H188V73L190 72ZM192 69H193V68H192ZM62 70H63V72H62ZM70 70L67 71V73L69 72L68 74L72 75L73 78H74L75 76L78 75L77 73H79V74L81 73V72H77V71H76L77 73H76V74L74 73V74H75V76H74V74H72V73L70 72ZM117 70H118V71L120 70V71L118 72ZM154 70H155V71H154L155 74H154V73H151V72H150L151 74L149 73V75L152 76V77H151L152 79L149 78V81L151 80V82H152V80H153V81L155 82V80L157 79L156 82L159 80L158 82H160L159 84H161L162 82H161V80L159 79V77H160L159 75H161V76L163 75V74H161L162 71H161L160 74H157L156 69H154ZM210 70H211V72H210ZM223 70H225V71H223ZM229 70H230V69H229ZM80 71H81V69H80ZM112 71H113V72H112ZM137 71H139V69H138ZM142 71H143V69H142ZM183 71H184V70H183ZM193 71H194V70H193ZM221 71H222V72H221ZM143 72H144V71H143ZM191 72H192V70H191ZM203 72H202V73H203ZM206 72H205V73H206ZM65 73H66V72H65ZM65 73H64V74H65ZM67 73L65 74L66 77H67V78H65V81H66L67 84L69 85V82H68V80H66V79H69L68 76H70V75H68ZM183 73H184V72H183ZM199 73H201V72H199ZM214 73H213V74H214ZM227 73H228V72H227ZM143 74H144V75L146 76V78L148 79V77H147L148 74L142 73V75H143ZM156 74H157V75H156ZM165 74H167V72H166ZM190 74H191V73H190ZM193 74H195V73H193ZM215 74L213 75V77H212L211 75H209V76H211L210 78H214V76L216 77ZM155 75H156V76H155ZM207 75L205 76V77H206L205 80H208V79H207ZM227 75H228V76H225V78L230 77L229 74H227ZM72 76H70V77H72ZM81 76L83 77V75H80L78 79H81V78H82ZM145 76H144V77H145ZM150 76H149V77H150ZM158 76H159V77H158ZM165 76H166V75H165ZM193 76H194V78H195V75H193ZM209 76H208V77H209ZM217 76H218V75H217ZM219 76H218V77H219ZM246 76H247V75H246ZM248 76H249V75H248ZM84 77H85V76H84ZM84 77H83L82 80H78V81H77L76 77H75L74 79H72V80H75V79H76L77 84L79 83V81H80V82L83 81L82 83H79V84L81 85V88H80V86H79V88H80V89H83V87H84V90H83L84 92H82V90H81V91L78 90V91H79V93H78V91H76L75 89H74L75 91H74L73 89H72V90H69V88H72V87L68 86L69 88H67V89H68V91H70V92H69V93H66V94H67V95H68V94H69V95H72L74 92H76L77 95L74 93V94H75V98H73V97L71 96V99H69V100H71V101H74V102H71V101H70V103H73V104L68 103V99H67V100L65 99L67 103H66V102H63L64 100H62V99H64V97L67 96V95H64V97H62L61 99H59V100H62V102L60 101L61 104L63 103L62 106L64 105V103H66V104L71 105L72 107H73V105H74V107H76L75 109H77V107L80 109V106H81V105L85 108V106H84L85 103H88V102H89L88 100L92 99L93 96H94V94H95V98H96V95H97L96 93H98V92H96V90H97L96 87H94V89H92L93 86H92V87H91V86H88V85H90V84H87V83H91L92 81H90V80H91L90 77H89L88 79H86L87 77H85V78H84ZM155 77H156V79H155ZM162 77L164 78V75H163ZM218 77H216V78H218ZM160 78H161V77H160ZM163 78H162V80H163V82H164L166 78H164V79H163ZM199 78H200V77H199ZM70 79H71V78H70ZM84 79H86V81L88 80V82L86 83V81H85ZM89 79H90V80H89ZM202 79H203V75L201 76V79H200V80H202ZM228 79L230 80L231 77L228 78ZM166 80H167V79H166ZM196 80H197V79H196ZM196 80H194V81H196ZM198 80H199V79H198ZM198 80H197V82H198ZM212 80H213V79H212ZM212 80H211V81H212ZM217 80H218V79H215L214 81L217 82ZM221 80H222V78H221ZM224 80H226V79H224ZM229 80L226 81L227 83H226V82H224V83L227 84V85H229V84H228V82H230ZM232 80H233V79H232ZM237 80H238V79H237ZM237 80H236V81H237ZM242 80H243V79H242ZM244 80H245V82H246V78H245ZM247 80H248V79H247ZM65 81H64V84L66 83ZM89 81H90V82H89ZM202 81H204V79H203ZM222 81H223V80H222ZM222 81H220V83H221ZM233 81H234V80H233ZM84 82H85V83H84ZM156 82H155V83L152 82L151 84H156ZM165 82H166V81H165ZM165 82H164V84H165ZM199 82H200V81H199ZM199 82H198V83H199ZM204 82H205V81H204ZM204 82H203V83H204ZM207 82H208V81H207ZM216 82H215V83L212 82V83H213L212 86H213L214 84H216ZM218 82H219V81H218ZM218 82H217V84H216L217 87H218L219 84H220V83H218ZM243 82H244V81H243ZM59 83H60V82H59ZM70 83L72 84V86H74V84H75L76 82H75V83H74V82H73V83L70 82ZM83 83H84V84H87L88 87H87L86 89H85V86H86V85H84ZM191 83H194V82H191ZM195 83H196V82H195ZM224 83H221L220 86L223 85L222 88H224V89H222V91L224 90L223 94H226V93H225L226 91H225V87H224V86H227V85H225ZM234 83H235V82H233V83L231 82L232 86H229V87L236 88V86H238V84L235 83L236 85H234ZM240 83H241V82H240ZM246 83H249V81L246 82ZM64 84H63V85L61 84L62 87L64 86ZM67 84H65V88H66ZM77 84H75V85H77ZM91 84H92V83H91ZM110 84H113V82L110 83ZM192 85H193V84H192ZM201 85H203V84H201ZM216 85H214V86H215V89L217 88ZM233 85H234V86H233ZM239 85H240V84H239ZM245 85H248V86L250 85V86H251L252 84H245V83H243L242 85L239 86L238 89H240V90L243 91V90H246L247 88H249L248 86H247V87H244ZM111 86H112V85H111ZM160 86H163V84L160 85ZM164 86H165V85H164ZM164 86H163V87H164ZM194 86H195V84L193 85V88H194ZM198 86H199V85H198ZM214 86H213V87H214ZM62 87H61V88H62ZM76 87H77V86H76ZM112 87H113V86H112ZM153 87H154V86H153ZM166 87H167V84H166ZM199 87H200V88H199ZM199 87H198V88H199L198 91L201 90V91L199 92V95H200V94H201V95L204 94V96H206L205 93L208 92V91H206V90H205L206 92L204 91V89L207 88L206 85H205V86H202V87L199 86ZM203 87H206V88L203 89ZM73 88H74V87H73ZM154 88H155V87H154ZM193 88H192V89H193ZM218 88H219V87H218ZM220 88H221V87H220ZM226 88H228V86H227ZM91 89L94 90V93H92V90H91ZM95 89H96V90H95ZM111 89H112V88H111ZM189 89H190L191 92L188 91L189 93L186 94V97H185V98H187V96H190V94H191L193 97L196 96L195 94H193V93H195L196 90H197L196 86H195V89H196L195 91H194V89L192 90L190 87H189ZM189 89H188V90H189ZM207 89H208V88H207ZM228 89H229V88H228ZM231 89H232V88H231ZM217 90H218V89H217ZM219 90H220V89H219ZM232 90H234V89H232ZM41 91H43V90H41ZM68 91H67V92H68ZM71 91H74V92H71ZM97 91H98V90H97ZM220 91H221V90H220ZM222 91H221V92H222ZM227 91H228V90H227ZM36 92H37V91H36ZM39 92H40V91H39ZM81 92H82V93H81ZM87 92H88V93H87ZM34 93H35V92H34ZM37 93H38V92H37ZM70 93H72V94H70ZM183 93H184V92H180V93H179V96L182 95L181 98H184V94H183ZM38 94H40V93H38ZM74 94H73V95H74ZM84 94H85V96H84ZM87 94H89V95L91 94V95L89 96V95H87ZM122 94H123V93H122ZM177 94H178V93L176 92L175 95H177ZM196 94H197V92H196ZM221 94H222V93H221ZM78 95H79V96H78ZM98 95H99V97H97V98L101 101V103H99L100 101H98V102H96V104H95V101H93V99H92V100H91V105H92L91 107H94V106H93V103H94V105H96V106L94 107V110H96V112H97V109H99L98 111H100V113H104V112H106L107 108H103L104 111H103V110L101 111V108H102V107H97L98 105L101 106L100 104H103V103H104V100H103L104 97H103V95H101V93H98ZM124 95H125V96H124ZM76 96H77L78 98H79V97H81V98L78 99V98H76ZM173 96H174V95H173ZM173 96H172L173 99L170 100L171 102L168 101V100H169V97H166V98H165V102H166V103L168 102L167 105H169V104H171V103L173 102V100H174V97H173ZM179 96H178V97H179ZM192 96H191V97H192ZM128 97H129V94H128V96H126V94L121 95L120 99H122V103H121V102H120V103H121V104H123V103H125V102L128 103V102H129V101H128V100H129ZM130 97H131V96H130ZM130 97H129V98H130ZM178 97H177V98L175 97L176 99L174 100V102L177 101V102H176V105H177V106L179 105L178 103L181 102V101L179 102L178 99H179L180 97H179V98H178ZM199 97H201V96H198V98H199ZM202 97H203V96H202ZM65 98H66V97H65ZM67 98H70V96L67 97ZM83 98L86 99L87 102H86V100H84V101H85V102H84V101L82 100ZM89 98H90V99H89ZM97 98H96L95 100H97ZM181 98H180V99H181ZM195 98H197V96H196ZM73 99H75V100H73ZM76 99H77V101H78V100H79V101L82 100L81 103L83 102L84 105L81 104L80 102L78 103V102L76 101ZM161 99L164 100L163 97H162ZM166 99H167V100H166ZM188 99H193V98H188ZM56 100H57V98H56ZM130 100H131V99H130ZM140 100H141V99H140ZM182 100H185V99H182ZM92 101H93V103H92ZM102 102H103V103H102ZM154 102H155V101H154ZM76 103H78V104H76ZM127 103H126V105H127ZM152 103H153V102H152ZM80 104H81V105H80ZM88 104H89V103H88ZM140 104H142V101H140ZM174 104H175V103H174ZM180 104H181V103H180ZM78 105H79V106H78ZM154 105H155V103L152 104V106H154ZM171 105H172V104H171ZM171 105H170V106H171ZM176 105H175V106H176ZM102 106H103V105H102ZM170 106H166V107L169 108ZM172 106H173V105H172ZM63 107H64V106H63ZM88 107H89V109H91V111H94V110H92L93 108H91L89 105L86 106V109H87V110H88ZM96 107H97V109H95ZM105 107H106V106H105ZM163 107H164V106H163ZM166 107H164L163 110L161 109V111H163V112L165 113V111L168 110V109L165 110ZM173 107H174V106H173ZM65 108H66V107H65ZM67 108H68V107H67ZM81 108H82V107H81ZM170 108H171V107H170ZM170 108H169V109H170ZM177 108H178V107H177ZM73 110H74V109H73ZM80 110H83V109H80ZM164 110H165V111H164ZM91 111H90V112H91ZM64 112H65V111H64ZM67 112H68V111H66V113H67ZM72 112H73V111H72ZM79 112H81V111H79ZM66 113H65V114H66ZM97 113L99 114V112H97ZM164 113H162V114H164ZM65 114H63L64 117L58 119L60 122H61V121H64L63 118H66L65 116H67V115H65ZM67 114H68V113H67ZM78 114H79V113H77V116H75V115L73 116L74 119L76 118V120H75L74 122H75V124H79L80 128L83 127L82 129H80L79 126L77 127L75 124H73V123H74L73 121H72V122L69 121V122H71L72 125H75L74 128L77 127L78 130L80 129L79 132L77 131L78 133H81V134L83 133V134L80 135V136H79L78 134H76V135L73 134V136H72L73 130L69 132L68 129H72L73 127H72V128H68V127H67V128H68L67 130H68L69 135L72 136V137H74V138H72V140H71V139H70V140H67V141H70V142H66L67 146L65 145V146H66V149L68 148L67 150L65 149L67 152L64 154V152L61 151V152H62V155H64V156H63V157H62V156H59V157L62 158V159H61L62 161H64V160L66 161L67 158H65V155H66V157H70V156L73 157V156H77L76 153H78V154H79V155H78V156H79V159H81V157H82V159H83V157H84V158H85V157H89V158L91 159V161H90L89 158H88L89 161H87L88 159H87V160H86V159H83V160H86L87 162H91L90 165H89V163H86V164L84 165V161H82V159H81L80 161L83 162V164H82V163L80 164V162H76V163H79V164H78L79 167H81L80 165H82V168H84L83 170H80V171L77 170L78 173L81 172L80 174H78L76 171H73V170H75V169H81V168H79L76 164H74V165H75V167H76V166H77V167H76V168L74 167V169H73V166H74V165H72V163L75 162V161L71 160V161H72V162H71V161H69V160L67 159V160L69 161V165H72V166H69L68 163H66V162L64 161V163H65V166H64V167H66V168H64V169H69V168H67V167L69 166V167H70V175H71L74 179H76L77 177H79L77 180L81 179V180H82L81 182L85 181V179H86L87 182L90 181V180L93 181V182L95 181V183H93V182L91 183V188H92V185H93V184H96V186H94L95 188L93 187L95 191H94L93 188H92L91 190H93V191H91V192H88V190H90V189H89V188H90V187H89L90 184H89V186H87V187H89V188L87 189V192H88L87 195L90 196V197L92 198L93 196H91V193L93 194V192H94V194H93L94 197H93V198L95 199V201H94L93 198L91 199V198L89 197V198H88L89 200H87V201H90V202H87L88 205L86 204V206H84L85 208L83 207V208L85 209V212H83V211H84V209H83V211H78V210H77V211H78L77 213H82V212H83L84 214H86V210H87V213H88V211H89V212L91 211L90 213H92V210H95V208H94V209H91V208L94 207L93 205H101L102 208L104 207L103 209H107V210H108V213H109V212L111 213V215H110L111 217H109V219H110L109 221H106V220H107L106 218H107V215H108V213H107V215L104 216V217H105V219H104L105 221H104L103 219H101V218H100L99 220L97 219V221H94V222H96V223H95V226L97 225V227H92L91 229H90V227H88L89 229H88V228L86 229L87 231H90V230H91V231H90L91 234L93 233V232H92V231H93V230H92L93 228H94V229L97 228V229H95V230H98V231H95V230H94V234H98V235H96V236H95L94 234H92V235H93V236H92V235H90V233H89L88 236H91V238H89L90 240H89L88 238H87L88 240L85 238L87 234H86V232H83V230L81 231V233H82V232L85 233V235L82 233L85 237L82 238V237H81L82 235H81L80 233H77V234H79V237L76 235V239L79 238V243H77V240L75 239V237H74V238L72 237V240H76V242L73 241V243L75 242L74 244H76V247H77V248H75V247H74L75 245L71 243L72 241L70 240V239H71L70 235H69V234H68V235L66 234L67 236L70 237V238H68L67 240H70V246H68V248L71 249V250L67 249V250H69L70 252H68V251L65 250L66 253H65V252H64V253H65V254H69V255L71 256V254H72L71 252H73V253H74V251H75V253L77 252V255L74 253V255H76V256H74V255H73V257L71 256L72 259H74V258L77 257V260H75V261H76V262H75L76 264H77V262H80V264H81V261H82V262L84 261V262H83L84 264H85V263H86V264H87V263L91 264V262H88V261H90V259H92L93 261L95 260V259H94V258H95V255H94L95 253L93 254L94 256L91 255V254L89 255L90 250H89V252H87V251H86V250H87V247L91 246V247L94 248V247H95V246H94L95 244L98 246L99 243H101V244H104V242L106 243V241L104 240L105 237H106V236L104 237V234H105V231H106V230L109 229L108 232H111V230H112V232H111L112 235H111V236H113V239H112V240H109V241H110V243H111V241H113L114 245H113V244H112V245H113L114 247H116L117 244H118L117 242H119V241H118V239H119L118 235H119L120 233H121V234H120L121 239H123V240L126 239V238L128 237V235L130 234V230H129V228H128L126 225H125V228H124V227H123L124 224L121 223V222L123 221V216L126 217V216H128V214H129V215L132 214V213H130L131 211H129V209L131 210L132 207H137L138 205L136 206L135 204H137V202L141 203V202L144 200L145 197H147V199H149V198L151 199V197H149V195L152 194L153 192L155 193V192H159V191H160L159 193H164V190H167V191L169 192L170 189L172 188V186L175 187V185H177L178 183H179L180 185H181V184L183 185V184H184L183 182H184L186 179L189 180L190 177H193V174L196 172V171L193 172V170H196V169H198V168L202 169V168H204L203 165H206V164H207V166H208V165H212V166H208V167L206 166L207 169H209V167H212L211 170H213V167H214L215 170H216V168H217L216 166H219V165L222 166V167H220V168L226 167L225 165H226V164H229V163H228L229 160H230L229 162L234 163L233 166H235V164L240 165L241 161L244 160V162H245L244 165H245V170H246V168L248 169L247 166H249L250 163L253 164L254 162L262 161V158H263V161H264V145H262V142L260 143V146L255 147L256 145L259 144V143H258L259 141H257L256 143H258V144H254V145H255L254 147L252 146L253 148H256V149H254V150L252 149V151L250 150L249 147H243V148H244V149H243V148L240 146V147L243 149V151H242L241 153L243 154V152H244L243 156H242L241 153H239V155H241L242 158H243V160L241 159V160L239 161L240 163L237 161V159H239V158H241V157H238V158L236 159V157H237V155H238L237 152H238V151L240 152V147H239L238 149L234 150V152H233V150L231 151V149H233L232 146H233L234 144L231 143L232 145L230 146V145H228V144L230 143V142H229L228 144L225 145L226 147H225L224 145H223L222 147H219V148H223V151L220 150L221 152H219V150H218V151L215 150L216 152H214V153H216L215 155H217V157L214 155L215 158H214V157L211 158L212 156H208V155L206 156V155H205V156H206L205 159H208V157H209L210 159H213V161H210L209 163H207V162L210 160V159H209L207 162H206V161H205V162L203 161L204 163L202 162V163L199 164V165H197V163H193V164H195V165H194L195 167H196V165H197L198 167H197V168H194V169H193V167H192L193 170H192L191 167H190L191 170H190L189 172H191V171L193 172L192 176H189V175H191V174H190L189 172H187V171L189 170L188 167H186V168H188V170H186V172H184V169H185V168L183 169L182 167H180L181 170H183V172H182V171H179V172H180V173H179L178 170H180V168H179L178 170L176 169V168L178 167L177 164L175 165L176 167H175L174 165H172V167H171V165H170V169L172 170L173 167H174V169L177 170V172H176V171H171L169 168H166V167H168L169 165L166 166L167 164L165 163V164H166V165H165L166 167L164 166V164H161V166H156V165H155V167H159V168H160V167H163V168H162L163 170H160L159 168H154L153 166H151V168L149 167V169H152V167H153L152 171H149V169H148V171H147V173H146V170H145V171H143L145 174L142 173L143 175L141 176V178L145 181V183L142 182V181H140L141 179L138 180V182L135 183V181H137V180L135 179V180L132 182V179H133L132 176H131V177L129 176V177L127 178V180H126L125 177H127L128 175H125V177H124V176H123L124 174H120V173H122V172L124 173V170H125V172L128 171L127 173H130V170L132 169V167H133V169H135V168H134V167H135L134 164L137 165V163H134V162L136 161V155H137V154H136L135 156H133L134 154L130 155V156H132L131 158H130V156H128V157L130 158V161H129L128 163L125 162V161H123V162H125V163H122V161H121V163H120V162H119V163L117 162V164H120V165H121V164H122V165H123V164L128 165L127 168H126L124 165H123L122 167H120V166L118 165V167L116 166L117 168L114 166V168H116V170H114V168H113L112 166H110V168H111V167L113 168V169L111 168V169H112V173L107 174V172L105 173V171L102 172L103 169H104L105 167H106V168H105L104 170H106V169L108 170L106 164H108L109 162H111V161H112V158H115V156L112 157V158H108V157H107L106 159H110V160H111V161L109 160L108 162H107L106 159H105V160H102L103 158L101 159V157H104V158H105L107 154L109 155V157H111L112 155L115 154L116 151H115V150H112V149L114 148V146L116 145V143L114 144L113 141H114V140L117 141V140H116V138H115V139H111V138H114V137H111V138L109 137V135L113 136V135H115V134H113V133L110 134V133L107 132V134H109V135H107V134H105V133H106V132H105L104 135H103L102 133H100V134H102V135H99L100 137L97 138V139L92 138V136H91V138L89 137V138H90V139H89V138H88L89 133H87V131H88V130L91 131V128H89L90 125H89V123H87L88 125H87V124L84 125L83 123H86V122H84V120L82 121L83 123L81 122V120L83 119V116H85L84 113H83L82 115L80 114L79 117H78ZM165 114H166V113H165ZM101 115H102V114H100V116H101ZM59 117H60V116H59ZM80 117H81V118H80ZM84 118H85V117H84ZM142 118H143V117H142ZM143 119H144V118H143ZM145 119H146V118H145ZM145 119H144V120H145ZM147 119H148V118H147ZM147 119H146V120H147ZM231 119H232V118H231ZM231 119H230V120H231ZM67 120H68V119H67ZM79 120H80V121H79ZM146 120H145V121H146ZM77 121H78V122H77ZM136 121L138 122V120H136ZM141 121H142V119H141ZM141 121L138 122L139 125H138V124H137V125L135 124V126H136V127H137V126H144V127H145V125H146L145 123H146L148 120L144 123L145 125H144L143 123H141ZM40 122H43V121H39V123H40ZM46 122H47V121H46ZM46 122H43V123L45 124V129H47V128L49 127V125H50V124H49V125H46V124H47ZM64 122H65V121H64ZM66 122H68V121H66ZM69 122L67 123V125L70 127L71 125H70ZM80 122L82 123V126H81V123H80ZM137 122H136V123H137ZM142 122H144V121H142ZM151 122H152V121H151ZM151 122L149 123V121H148L149 124H151ZM37 123H38V122H36V124H37ZM43 123L37 124L38 126L40 125L38 128L41 129V130H42V127L44 126V125H42ZM140 123L143 124V125H141ZM60 124H61V123H60ZM64 124H65V123H64ZM64 124H61V125L63 126ZM132 124H134V123H132ZM153 124H154V123H152V125H153ZM83 125H84V126H83ZM64 126H65V125H64ZM127 126H128V125H127ZM127 126H125V127H127ZM131 126H132V125H129L130 128H128V129L125 128V129H127L126 133H128V131L132 130V127H131ZM135 126H134L133 128H135ZM149 126L151 127V125H149ZM90 127H91V126H90ZM144 127H143V129H145V128L148 129L147 127H145V128H144ZM153 127H154V126H153ZM31 128H34V126H33V127H30V129H31ZM38 128H37V129H38ZM77 128H76V129H77ZM123 128H124V127H123ZM123 128H122V130H124ZM62 129H64V128H62ZM129 129H130V130H129ZM138 129H140V127H139ZM138 129H137V130H134L135 133H139V132H144V131H145V130H142V128H141L142 131L139 130V132H136V131H138ZM149 129H150V128H149ZM41 130H39V131H41ZM81 130H82V131L84 130V131L82 132ZM120 130H121V129H117L116 131H120ZM122 130H121V131H122ZM182 130H183V129H182ZM34 131H36V130L34 129ZM63 131H64V130H63ZM89 131H88V132H89ZM66 132H67V131L65 130V134H66ZM71 132H72V133H71ZM130 132H131V131H130ZM150 132H154V130L152 131V129H151ZM184 132H185V131H184ZM35 133H39V134L42 133L41 135L45 134L43 131H42L41 133L38 132V131L35 132ZM68 133H67V134H68ZM84 133H85V134H84ZM132 133H133V131H132ZM145 133H146V132H145ZM145 133H143V134H145ZM147 133H148V132H147ZM181 133H183V131H182ZM46 134H47V133H46ZM86 134H88V135L86 136ZM91 134H92V133H91ZM124 134H125V133H124ZM128 134H129V133H128ZM133 134H134V133H133ZM140 134H141V133H140ZM143 134H142V135H143ZM84 135H85V136H84ZM106 135H107V136H106ZM129 135H131V134H129ZM129 135H128V136H129ZM138 135H139V134H138ZM138 135H137L136 137H139V136H140V135H139V136H138ZM38 136H40V135H37V137H38ZM76 136H79V137H78V138H75ZM94 136H95V135H94ZM103 136H104V137H103ZM126 136H127V135H126ZM126 136H125V137H126ZM132 136L134 137L135 135H132ZM143 136H144V135H143ZM41 137H44V140H43V141H45V143H46V139H45L46 136H41ZM86 137L88 138V140H87ZM95 137H98V136L96 135ZM130 137H131V136H130ZM130 137H129V139H127V137L124 138V136H123L122 139H120V140H122L121 143L123 142L122 146L124 145V140H125V139L130 140ZM136 137H134L133 139H137ZM140 137H141V136H140ZM144 137H145V136H144ZM80 138H81V139H80ZM109 138H110L112 141H109V142H108L107 140H108ZM261 138H263V137H261ZM36 139H37V140H36ZM36 139H35V140L38 142L39 138H36ZM40 139H41V138H40ZM85 139H86V140H85ZM104 139H105V140H104ZM110 139H109V140H110ZM123 139H124V140H123ZM138 139H139V138H138ZM31 140H33V139H31ZM31 140H30V141H31ZM35 140H33L32 142H35ZM41 140H42V139H41ZM98 140H99V141H98ZM131 140H132V138H131ZM43 141L40 142V143H37L36 146L38 147V144H42V143L44 144ZM101 141H102V143H103L104 146H107V142H108V146H107V148H109V147L111 146V145H109V143H110V142H113L114 146L112 145L113 148H112V146H111L110 148H112V149H111L112 152H113V151H115V152H113V153H111V152H110V153H107V152H108V151H107L106 153H104V152H105V149H107V148H106V147H103L102 144H100L101 146L98 145L99 143H101ZM105 141H106V145H105ZM118 141H119V140H118ZM125 141H126V140H125ZM260 141H261V139H260ZM263 141H264V140H263ZM18 142H19V143H18V145H19V149L22 150V152H23V151H24V152L27 151V152H25V153L23 152L25 155H26V154L29 155L30 153L28 152V149L30 150V149H31V146H32V145H35V144H33V143H30V144H32V145L28 148L29 144L27 143L28 140L26 141V139H24V140L20 139V140H18ZM47 142H48V144H50V141H49L48 139H47ZM88 142H89V145H90V146L94 144L93 147L100 146V148H102V147L105 148L104 151H103V149H99L100 151H99V150L97 151V153H100V154H98L99 157L97 156V153L93 151V148L90 149L92 146L90 147V146L87 145ZM96 142H99V143H96ZM119 142H120V141H119ZM51 143H52V142H51ZM129 143H130V142H129ZM85 144H86L87 146H86ZM126 144H127V142H126ZM131 144H132V143H130L129 148L132 149V145H131ZM263 144H264V142H263ZM25 145H26V146H25ZM45 145L47 146V144H45ZM50 145H53V143L50 144ZM50 145H49V148H47L48 146L46 147L47 150L43 149L42 153H43V152H44V153L46 152L47 154H49L48 151H50L51 149H52L51 152H53V151H54V148H52V146H50ZM95 145H96V146H95ZM227 145L230 146V147H228V149H230V150L227 149ZM261 145H262V146H261ZM41 146H42V145H41ZM41 146H39V148H40ZM43 146H44V145H43ZM84 146H86V147H84ZM125 146H126V145H125ZM125 146H123V147L126 148ZM130 146H131V147H130ZM235 146H236V145H234V147H235ZM238 146H239V145H238ZM238 146H236V147H238ZM3 147H4V149L1 148V149H3V151L1 150V152H0V155H2V158H0V159H1V160H0V163H1V164H2L1 161L4 162V160H5L4 163L7 165V163H8L9 160H10V161H11V164L13 165L14 161H16V159H17L16 163H14V164H17L16 166L14 165V166H15V169H14V167H13L14 172H15L16 174H14V172H11V171H9V170H8L9 172H7V171L5 170V171H6V173H5L6 175L4 174V176H8V174H9V176L11 175V176L9 177L10 180H13L12 177H13L14 175H16V176H14V177H17V175L20 173L18 176L21 178V174H22V177H24V174H23L24 171L22 170V171H19V172H18L17 169H19V168H17V167L20 166L21 169H23V168H25V169L28 168V167L30 166L29 163H30V164H31V162L33 163V161H32V160H33V157H32V156H34V153H36L38 150H36L35 152H33V155H32L31 157H30V156L28 157L27 155H26V156H23V153H21L22 156H18V158H16L17 156L15 157L14 155H12L13 158H14V160H12L13 158L11 159V155H9V153H7L8 151H6L7 148H6L5 146H3ZM17 147H18V146H17ZM21 147H22V148H21ZM23 147H24V148H23ZM33 147L36 149L35 146H32V148H33ZM50 147H51V148H50ZM57 147H58V146L55 145V149H56V150H57ZM87 147H88L91 151H90V150H87V149H86ZM224 147H225V149H227V150H225ZM231 147H232V148H231ZM252 147H251V148H252ZM34 148H33V149H34ZM116 148H117V147H116ZM116 148H114V149H116ZM127 148H128V147H127ZM245 148H246V149H249V150H246ZM19 149H18V151H19ZM37 149H38V148H37ZM48 149H49V150H48ZM80 149H82V150H80ZM97 149H98V147H97ZM140 149L142 150V148H140ZM145 149H146V148H144V150H142V152H143V151L145 152ZM44 150H45V151H44ZM56 150H55V151H56ZM58 150H59V148H58ZM95 150H96V148H95ZM107 150H108V149H107ZM237 150H238V151H237ZM39 151H40V149H39ZM55 151H54V153H55ZM59 151H60V150H59ZM59 151H57L56 153H58ZM87 151H89V153H88ZM102 151H103V152H102ZM109 151H110V149H109ZM3 152H6V153H3ZM80 152H82V153H80ZM84 152H85V153H84ZM86 152H87V153H86ZM90 152H91V153H90ZM92 152H93V153H92ZM129 152H130V149H129L128 153H129ZM142 152L139 150V152H138V153H139L138 156H141L142 154H144V152H143V153H142ZM217 152H219V153L217 154ZM44 153H43V154L40 153V154H41V156H42V155L44 156V157H42V159L45 158V160H46V157H45V154H44ZM54 153H52V155H53ZM70 153H71V154H70ZM101 153H102L103 155H104V154H106V155L103 156ZM214 153H213V154H214ZM6 154H8V155H6ZM21 154H20V155H21ZM36 154H37V153H36ZM40 154L37 155L38 161L35 159L37 162L34 161L35 163H33V164H34L33 166H35V167H34V168H35L34 170L39 169L38 171L43 170L42 168H43V167H46V166H45L46 164H45V165H42V164H40V163H39V164L42 165L43 167L38 166V165H39L38 162H41V161H40L41 159H39V158H41V157H39ZM47 154H46V155H47ZM59 154H60V153H59ZM68 154H69V155H68ZM73 154H74V155H73ZM87 154H88L89 156H88ZM213 154H212V155H213ZM52 155H50V159H51V156H52ZM55 155H56V154H54L53 156H55ZM85 155H86V156H85ZM108 155H107V156H108ZM3 156H4V157L7 156L9 159H6L7 157L4 158ZM100 156H101V157H100ZM21 157H22V158H21ZM23 157H24V159H23ZM25 157H26L27 159H26ZM72 157H70V158H72ZM94 157H95V158L97 157L98 159H92V158H94ZM128 157H125L127 160H126L125 158H124V160L128 161V160H129ZM15 158H16V159H15ZM20 158H21V159H20ZM31 158H32V160H31ZM64 158H65V159H64ZM70 158H69V159H70ZM75 158H76V157H75ZM75 158H73V159L75 160ZM203 158H204V157H203ZM228 158H230V159L228 160ZM25 159H26V160H25ZM47 159H49V158H47ZM52 159H53V158H52ZM55 159H58V158L55 157ZM137 159H139V158L137 157ZM205 159H200V160L202 161V160H205ZM235 159H236V160H235ZM245 159H246V160H245ZM6 160H7V161H6ZM22 160H24V161H22ZM27 160H28V161H27ZM76 160H77V158H76ZM93 160H94V162H93ZM100 160H101V161H100ZM139 160H140V159H139ZM226 160H228V161H226ZM29 161H31V162H29ZM53 161H54V162H57V161L54 160V159H53ZM58 161H60V159H58ZM62 161H60V162H62ZM86 161H85V162H86ZM179 161H180V160H179ZM28 162H29V163H28ZM50 162H51V163H50ZM70 162H71V164H70ZM102 162H104L105 165H104V164L101 165ZM112 162H113V161H112ZM138 162H139V161H138ZM198 162L200 163V161H198ZM223 162H225V163L223 164ZM9 163H10V162H9ZM19 163H20V164H19ZM41 163H42V162H41ZM43 163H44V161H43ZM62 163H63V162H62ZM114 163H115V162H113L112 164L114 165ZM126 163H127V164H126ZM133 163H134V164H133ZM178 163H179V162H178ZM221 163H222L224 166H223ZM1 164H0V165H1ZM48 164H49V166H48L47 169H49V170H50L49 167H51V166L57 168V165L55 164L56 166H54V163L52 164V161H51V160H50V161L48 160ZM50 164H51V166H50ZM59 164L61 165V163H59ZM92 164H94V167H93L92 169H90V170H92V173H93V172H96V175H94V173L91 174V175H93V179H92V176L90 177V178H91V179H90V178L87 176V174H88V171L90 172L89 168H91V167H87V166H88V165L91 166ZM110 164H111V163H110ZM132 164H133V166H132ZM182 164H183V163H181V165H182ZM252 164H251V165H252ZM257 164H258V163H257ZM6 165H5V166H6ZM27 165H29V166H27ZM31 165H32V164H31ZM66 165H68V166H66ZM83 165H84L85 167H83ZM115 165H116V164H115ZM158 165H160V164H158ZM230 165H231V164H230ZM230 165H227V167L230 166ZM1 166H3V165H1ZM22 166H23V167H22ZM61 166L63 167V165H61ZM61 166H60V167H61ZM92 166H93V165H92ZM102 166H103V167H102ZM104 166H105V167H104ZM108 166H109V164H108ZM179 166H180V163H179ZM3 167H4V166H3ZM40 167H41V168H40ZM52 167H51V169H52ZM164 167H165L166 169H165ZM183 167H184V166H183ZM32 168H33V167H32ZM32 168L30 167V168H29V171H30V169H31V171H32ZM86 168H87L88 170H87ZM130 168H131V169H130ZM220 168H218V169H220ZM21 169H19V170H21ZM45 169H46V168H45ZM58 169H60V168H58ZM71 169H72V171H73L74 173L71 172ZM85 169H86V170H85ZM122 169H123V171H121ZM133 169H132V170H133ZM156 169H159V170H156ZM164 169H165L166 171H165ZM168 169H169L170 172L168 171ZM16 170H17V171H16ZM27 170H28V169H27ZM62 170H63V168H62ZM62 170H61V171H62ZM101 170H102V171H101ZM113 170H114V171H113ZM202 170H203V169H202ZM202 170H201V171H202ZM215 170H214V171H215ZM68 171H69V170H65V172H68ZM82 171H83V172H82ZM158 171H159V172H158ZM160 171H162V172H160ZM167 171H168V172H167ZM201 171H198V172L203 173V174H199V173H198V175L195 174L196 176L194 175L193 179L191 178L192 180H189V183H190V182L193 183V181L195 182L196 180L201 179V177H202V180H204L203 178L205 177V174L207 175V172L204 174L205 171H203V172H201ZM214 171H213L214 174L211 173L212 171H208V175H207V176H211V178H213L214 175H215V173L218 172V171H216V172H214ZM240 171H241V170H240ZM21 172H22V173H21ZM75 172H76V173H75ZM101 172H102V173H101ZM108 172H110V170H109ZM116 172H117V173H116ZM148 172H149V173H148ZM209 172H210V173H209ZM231 172H233V171H231ZM28 173H29V172H28ZM28 173L25 172V177H26L27 179L29 178L28 176H26V174L29 175ZM103 173H105V174H107V175L103 177V175H101V174H103ZM127 173H125V174H127ZM233 173H234V172H233ZM239 173H240V172H239ZM239 173H238V174H239ZM13 174H14V175H13ZM61 174H62V172L60 173V175L58 174V176H59V178H62L61 180H64V178L61 176ZM77 174H78V176H77ZM89 174H90V173H89ZM89 174H88V175H89ZM99 174H100V175H99ZM105 174H104V175H105ZM114 174H116L117 176L114 175ZM118 174H119L120 176H119ZM209 174H210V175H209ZM236 174H237V173H236ZM2 175H3V174H2ZM2 175H1V177H2ZM12 175H13V176H12ZM66 175H69V173H66ZM110 175H111V176L113 175V176H112L113 179L111 178ZM200 175H201V176H200ZM234 175H235V174H234ZM244 175H245V174H244ZM246 175H247V174H246ZM71 176H68L67 179H66L65 181H63V182L59 179V181H60L61 183H60L59 181H58V182H59L60 184H58V183L56 184V182H57V180H58V178H57V176H56V181L54 182V184H56V186L59 185V187H61V188H63V186H64L63 189H66V187H67L68 190H69V189H72L71 191L74 192L75 187L77 188V186H80V185H78V184H80L81 182L78 181V184H77V183H76V180H73L72 178H70ZM82 176H84V177H82ZM86 176H87V177H86ZM99 176L102 177V178H100ZM118 176H119V177H118ZM121 176H123V177H121ZM203 176H204V177H203ZM232 176H233V175H232ZM94 177H95V178H94ZM96 177H97V178H96ZM114 177H115V178H114ZM116 177H117V179L120 178V177H121V179L124 178V180H125V181H128L130 185L132 184V187L130 186V188L132 189V191H131V189H130L129 187H127L126 190L123 189V191H122V186H121V185L124 186V184L126 185L127 182L124 183L123 180H121V181H120V180H116V181H120L119 184H118V182L116 183L115 181H113L114 183H116V186H117V184H118L117 187L119 188V191H120V192L118 193V188H117V192H116V190H115V186L112 184V182H110L111 184L108 183L109 181H112V180L116 179ZM146 177H147V178H146ZM240 177L242 178V175H240ZM7 178H8V177H7ZM9 178H8V181H9ZM11 178H12V179H11ZM65 178H66V176H65ZM68 178H70V180H71L72 182H74V184L72 183L73 185H75V184H76V185H75V186H70V187L66 186V184H68V185L71 184V181H70V180H69V182H68ZM98 178H99V179H98ZM108 178H109V180L106 182L105 179H108ZM14 179H15V178H14ZM94 179H96V180H94ZM243 179L245 180V177L242 178V180H243ZM21 180H22V179H21ZM52 180H53V179H52ZM102 180H104V181H102ZM202 180H201V181H202ZM244 180H243V182H244ZM246 180H247V179H246ZM3 181H5V182L8 183V184H6V183H2L3 186H0V187H1V189H0V191H1V192H0V202L2 203L3 201H6V200L9 201L8 199H12V200H10V201H13V198L15 197V195H14L15 192H14V194H12V192H13L14 190H13L12 192H10V191H11L12 189L15 188V187H14V184L16 185L15 182L18 181V179H17V180H14V181H15L14 183L10 182V185H11V187H10L11 189H10V190H9V182L6 181V180H3ZM86 181H85V182H86ZM139 181H140V182H139ZM240 181H241V180H240ZM240 181H239V182H240ZM21 182H23V181H20V180H19V182H17V185H19ZM85 182H84V183H85ZM97 182H99L100 184H98ZM104 182H105V186H106V183L109 184L108 186H106V188H107V187L109 188V186L112 185L111 187L114 188V189H112V188L110 187V188H111L110 192L108 191V193H106V190H105L104 185H103ZM141 182H142L143 184H142ZM18 183H19V184H18ZM51 183H53V181H52V182H48L47 184H45V185H47V186H44V187H46V189H48V188H49V189H51V188L54 189L56 186L54 187V184H53V187H54V188H53V187L51 186V185H52ZM62 183H63V184H62ZM84 183H83V185L85 186ZM88 183H89V182H88ZM122 183H123V184H122ZM140 183H141V184H140ZM191 183H190V184H191ZM4 184H5V185H4ZM12 184H13V185H12ZM61 184H62V186H61ZM64 184H65V185H64ZM101 184H102L103 186H102ZM138 184H139V187L137 186ZM179 184H178V185H179ZM186 184H188V183L186 182ZM186 184H185V185H186ZM242 184H245V183H242ZM43 185H44V184H42V186H43ZM48 185H49V186H48ZM171 185H172V186H171ZM178 185H177V186H178ZM180 185H179V186H180ZM6 186H7V187H6ZM113 186H114V187H113ZM127 186H128V184H127ZM133 186H134L135 188L137 187L136 190H133V189H134ZM170 186H171V188H170L169 190H168V189H165V188L170 187ZM186 186H187V185H186ZM3 187H4V188H3ZM36 187H38V186H36ZM44 187H42V188H44ZM72 187H74V188H72ZM100 187H101V189H100V191H99V188H100ZM125 187H126V186H124V188H125ZM42 188H40V190H38L39 188L37 189V188L34 187L33 190L36 189V190H38V191L36 192V190H35V192H36V193L39 192V193H38V194H34V192H33V197H34L35 195H36L35 197H38V196H40V195H44L45 192H44V194H40V193H43V191H45V189H43V191H42ZM61 188H59L60 191L63 190V189H61ZM2 189H3V190L6 189V190H5L6 193H7V191H9V194H10V195H8V193H7V194L5 193L6 195H4V196L1 195V193L3 192ZM67 189H66V191H67ZM127 189H129V190L127 191ZM163 189H164V190H163ZM103 190H104V191H103ZM108 190H109V189H108ZM161 190H162L163 192H162ZM40 191H42V192H40ZM167 191H165V192L167 193ZM52 192H53V190H52ZM54 192H55V191H54ZM63 192H65V190L62 191V193H63ZM95 192H96V193H95ZM114 192H115V194H117V195L121 193V195H118V196H117V195L114 194ZM123 192H126V193L124 194V195H125V198H122V197H121ZM3 193H4V192H3ZM57 193H58V192H57ZM89 193H90V195H89ZM110 193H111L112 195H111ZM154 193L152 194V198L155 196ZM159 193H156V194H157V195H160ZM166 193H165V194H166ZM39 194H40V195H39ZM107 194H108V195H107ZM37 195H38V196H37ZM114 195H115V197H114ZM124 195H123V197H124ZM153 195H154V196H153ZM8 196H9L8 199L3 200V199H5V197H8ZM109 196H110V197H109ZM150 196H151V195H150ZM1 197H2V198H1ZM119 197H120V198H119ZM148 197H149V198H148ZM109 198H110V199H109ZM117 198L119 199V201L116 200ZM121 198H122V200L120 201ZM14 199H15V198H14ZM114 199H115L116 201H118V202L114 201ZM142 199H143V200H142ZM165 199H166V202H167V198H165ZM2 200H3V201H2ZM91 200H92V202H91ZM7 201H6L5 203L8 204L9 202H7ZM93 202H94V203H93ZM112 202H113V203H112ZM251 202H252V204H250V205L253 206V205H254V204H253L254 201H251ZM1 203H0V208H1L0 210H1V213H3V214H4V212H2V211L7 212V210H8V211L10 210V205H13V206H14V204H15L14 207H17V204H16L17 202L14 203V201H13V204H10V205L8 206L9 208L6 207L7 205H6L4 202H3V204H1ZM10 203H11V202H10ZM92 203H93V204H92ZM95 203H96V204H95ZM167 203H168V205H173V202H167ZM4 204H5L6 206H5ZM90 204H92V205H90ZM141 204H142V203H141ZM3 205H4L5 207H4ZM139 205H140V204H139ZM2 206H3V207H2ZM87 206H88V207H87ZM90 206H92V207H90ZM116 206H117L118 208H117ZM14 207H11V211L9 212V214H7L8 216H9L10 214L14 213V212H12V211H14V210L16 209V208L13 209ZM86 207H87V208H90V210L86 209ZM170 207H171V206H170ZM2 208H4V209H2ZM99 208H100V206H99ZM6 209H7V210H6ZM169 209H171V208H169ZM79 210H80V209H79ZM97 210H98V209H97ZM133 210H136V209H135V208L132 209V212L134 213ZM115 211H116L117 213H116ZM104 212H106V211L104 210ZM127 212H128V213H127ZM1 213H0V214H1ZM73 213L75 214L76 212H73ZM73 213H72V214H73ZM113 213H114V214H113ZM124 213H125V214H124ZM74 214L72 215V218H73V219L75 218V219H74V224H75V223L77 224L78 221H79V224H80V223L83 224V222H84V220H83V216H87V215H88V214H87V215H83V214H82L83 216L80 217L78 214H75V215H74ZM13 215H14V214H13ZM76 215H78V216H76ZM80 215H81V214H80ZM100 215H101V214H100ZM100 215H99V216H100ZM118 215H121V216L123 215V216H122V217H121V216L119 217ZM1 216H2V215H1ZM42 216H43V215H42ZM73 216H74V217H73ZM88 216H89V215H88ZM114 216H115V217H114ZM5 217H6V215L4 216V219H5ZM11 217H12V215H10L9 219H12V218H13V217H12V218H11ZM76 217H77V219H76ZM95 217L97 218V215H96ZM95 217H94V218H95ZM104 217H103V218H104ZM125 217H124V218H125ZM228 217H229V216H228ZM72 218H71L70 220H67L66 222H65V221H63V222H65V223H67V222L70 223L69 226L74 225L73 222L71 221ZM81 218H82V219H81ZM96 218H95V219H96ZM112 218H113V219H112ZM120 218H121V219H120ZM9 219H8V220H9ZM80 219L83 220V222H81ZM84 219H86V218H84ZM115 219H116V221H115ZM119 219H120V220H119ZM230 219H231V218L228 219V222H229V221L231 222V223H229L230 226H228V228L230 227V228L232 229V228H233L232 225H234V224H232V223H234V220L231 219V220H233V221H231ZM0 220H2V218H1ZM5 220H6V221H5ZM5 220H3V221L7 222V218H6ZM38 220H39V219H37V220H35V221H31V223H30V220H29V223H27V226L25 225V223H26L27 221L24 222V223H22V224H23V226H24V225H25L26 227L29 226L28 228H30V227H32V225H36L37 223H35V222H38ZM121 220H122V221H121ZM125 220H126V219H125ZM125 220H124L123 222H125ZM3 221H0V229H1V226H2V229H3V226H4V231H5V232H1L2 229L0 230V233H1V234H0V237H1V238H0V243H3L4 240H6V242H4V243H5V247L3 246L4 243H3V245L0 244V262H2V261L4 262V259L1 260L2 258H4V257H5V258L10 257V252H13V251H16V250H17V251H16L17 253H21V252H18V248H20L19 250L21 251V249L24 248V247L21 246V244L26 243V241L28 242V241H29L30 239H32L33 237H35L34 239L37 240L39 237L41 238L40 235H43V234H47V235H50V234H51V235H52V233L55 232L53 237L56 238V236H57V237H59V235L62 236V235H61L62 232H63V234H65L66 232L69 233V231H71L70 229H67V228H69V227H66V226L68 225V223H67V225L64 224V225H66V226L58 224L57 226L59 227V225H60V227H59V228H55L54 230H56V229H61V227L63 226V229L66 230V231H64L63 229H62L63 231L56 230V231L58 232V233H57L56 231H53V227H52V225H51V227H52V229H51V227H49L50 225L47 223V226H46V225H43V226L46 227V228H45V227H43L42 225H40L42 221L39 220V223H40V224H39V223H38V224H39L40 226H39V225H37V226H39V228H40V227H43V228H41L40 231H39V229L36 230L37 227H36L33 231H31L33 228H30L31 230H30V229H29V230L31 231V232H30V235H31V236L29 235V237L27 236V235L29 234V233H28L29 230H28L27 228H25L26 231H24V233H26V236H27V237H25L24 241H25V240H26V241L23 242L22 239H23L24 237L22 238V236H23L24 233L21 232L22 234H21V235L19 234V235L21 236V239L18 238L20 242L17 243V244H19L20 247L17 246L16 250H14L13 247H14V246L16 247V241H17V239L15 240L14 237H16V236H17V237H20V236H19V235H15V233H14L13 236H14V235H15V236L13 237V236H12V233H11V229H12L13 227H15V228H13V229H16V230H17L18 227H20V226H17V224L20 225V222H21V221L19 220L20 222H19V221L16 222L15 225H13V224H14V223H13V222H14L13 220H12L13 222H12V221H11V222L8 221L6 224H8V223L10 222V225L12 226V227L10 226L11 229L9 228V226H8V228L5 229V225H6V224H5V225H2V223H1V222H3ZM75 221H77V222H75ZM5 222H4V223H5ZM63 222H62V223H63ZM105 222H106V223H105ZM113 222H114V223H113ZM62 223H61V224H62ZM71 223H72V224H71ZM30 224H32V225H30ZM107 224H108V229L104 230V229L106 228ZM231 224H232V225H231ZM48 225H49V226H48ZM80 225H81V224H80ZM25 226H24V227H25ZM55 226H56V225H55ZM55 226H54V227H55ZM78 226H79V225H78ZM78 226H77V227H78ZM231 226H232V227H231ZM64 227H65L66 229H65ZM71 227H72V226H71ZM71 227H70V228H71ZM75 227H76V226L74 225V228H75ZM79 227H81V226H79ZM72 228H73V227H72ZM72 228H71V229H72ZM103 228H104V229H103ZM123 228H124V229H123ZM126 228H128V229H126ZM8 229H9V230H8ZM13 229H12V232H14ZM43 229H45V231L47 230L49 234H48L47 232H46V233H45V232H44V233H41V231H42ZM49 229H50V230H49ZM16 230H15V231H16ZM27 230H28V232H27ZM86 230L84 229V231H86ZM8 231H9V232H8ZM18 231H20V228L18 229ZM34 231H35V233L38 232V231L40 232V234H39V232L36 233L37 236L39 235L38 238H37L36 235H35V236H32V235H33L32 233H34ZM43 231H44V230H43ZM59 231H60V232H59ZM6 232H7V233H6ZM106 232H107V231H106ZM119 232H120V233H119ZM10 233H11V236L8 237V235H10ZM35 233H34V234H35ZM56 233H57V235H55ZM118 233H119V234H118ZM6 234H8V235H6ZM16 234H18V233H16ZM99 234H100V236H99ZM117 234H118V235H117ZM2 235H3V236H2ZM24 235H25V234H24ZM47 235H44V236H46L45 238H47ZM51 235L48 236V237H50V238H48V239L53 238V237H51ZM105 235H106V234H105ZM108 235H110V233H109ZM115 235H116L117 237H114ZM239 235H240V236H239ZM242 235H244V234H238V236H239L238 239H239V240L241 239L240 242H244V241H245L244 239H246V238L244 237L245 235H244V236H242ZM5 236H7V238L4 239ZM64 236H65V235H64ZM129 236H130V235H129ZM2 237H3V240H2ZM11 237H12L13 239H11ZM77 237H78V238H77ZM80 237H81V238H80ZM94 237H96V239H93ZM97 237H98V238H97ZM107 237H108V236H107ZM242 237H243V238H242ZM8 238H9V239H8ZM60 238H61V237H59V239H60ZM103 238H104V239H103ZM109 238H111V237L109 236ZM10 239H11V241H9ZM34 239H32V240H34ZM48 239H47V240H48ZM56 239H57V238H56ZM56 239H55V240H56ZM61 239H62V238H61ZM80 239H81L82 241H81ZM116 239H117V241H116ZM32 240H31V241H32ZM42 240H43V238L40 239L41 242H42ZM67 240H66V242L68 243ZM93 240H94V241L97 240V241H96L97 243L94 242ZM98 240H99V242H98ZM103 240H104V241H103ZM51 241H54V240H51ZM51 241L49 240V242H51ZM56 241H59V240H56ZM86 241H87V242H86ZM88 241H89V242H88ZM92 241H93V242H92ZM107 241H108V240H107ZM10 242H11V244H10ZM17 242H18V241H17ZM44 242H45V241H44ZM49 242H48V243H49ZM63 242H64V240H63ZM80 242H81L83 245H84V243H85V245H84V246H83V245L81 246V243H80ZM91 242H92V243H91ZM20 243H21V244H20ZM28 243H29V242H28ZM28 243H26V244L28 245ZM32 243H34V246H35L36 243H35L34 241H32ZM32 243H31V242L29 243V244H30V248H29V249H28V246L25 244V245L27 246V249H28V250H24V249H23V251H25V253H27L26 251L29 252V253L27 254V259H26V257L24 256V260L26 259V261H27L25 264H31V263H28V262H30V261H31L33 264H53V263H54V264H57V263L59 262V260L56 262V260H57L56 257H57V258H60V257L62 258V257H64L63 259H65V257H66V262H67V259L70 258L69 256H66V255H63V256L60 255L59 252H58V253L55 252V250H53V249H55V248H53V247H51V246H49V247L52 248V251H53V252L57 253L56 255L52 254L53 252L48 251V249H47V250H46V249H42V250L40 251L39 249L42 248L41 246H40L41 248L36 249V250L39 252L40 255H38V254H34L33 252H35L36 250L34 251L33 248L31 247V246H32ZM37 243H38V242H37ZM116 243H117V244H116ZM46 244H47V243H46ZM49 244H50V243H49ZM68 244H69V243H68ZM68 244H67V245H68ZM78 244H80V245H79V246H80V249H81V248H84V251H82L83 249H81V252H82V253L84 252L83 254L80 253V250H77L78 247H79ZM89 244H92V245H89ZM106 244H107V243H106ZM115 244H116V246H115ZM9 245H10V246H9ZM36 245H37V244H36ZM52 245L54 246V244H52ZM64 245H65V243H64ZM64 245H63V247H61V248H65V247L67 246V245H65V247H64ZM71 245H74V246H72L73 248L71 247ZM86 245H89V246H86ZM42 246H44V244H43ZM85 246H86V247H85ZM10 247L12 248V251H11V248H10ZM15 247H14V248H15ZM21 247H22V248H21ZM36 247H38V245H37ZM36 247H35V248H36ZM46 247H47V246H46ZM210 247H212V248H210V249L212 250V249H214L216 246H214V245L211 243V244H210ZM31 248H32L33 251L30 250ZM59 248H60V247H59ZM61 248H60V250H61ZM74 248H75L77 251H76V250H73ZM25 249H26V247H25ZM56 249H58V248H56ZM88 249H91V248L89 247ZM217 249H218V251H221V252H222V250H220V249H221L220 247L217 246L214 250L217 251ZM58 250H59V249H58ZM58 250H57V251H58ZM94 250H95V249H94ZM37 251H36V253H38ZM63 251H64V250H63ZM63 251H62V252H63ZM78 251H79V252H78ZM92 251H93V250H92ZM50 252H51V254H50ZM221 252H217V254H220ZM32 253H33L34 255H32ZM70 253H71V254H70ZM78 253H79V254H78ZM11 254H12V256L10 257V260H9V259H6L7 261L9 260L8 263L11 262L10 264H13L14 262L12 263V260H11V259L16 258L17 261H15V262H18V263L20 262L21 264H24L23 260H22V262H21V261H18V260L22 259L23 256H21L20 258H17V257H16V256H19V255H21V254H17V255L15 254L14 258H12L14 253H11ZM30 254H31L32 256H30ZM7 255H9V256L7 257ZM22 255H24V254L22 253ZM52 255H53V256H52ZM57 255H59L60 257L57 256ZM89 256H90V257H89ZM30 257H31L32 259H34L33 261H36V263L33 262L31 259L28 260V258H30ZM52 257H53V258H52ZM85 257H87V258L89 259L87 262H85V261L87 260ZM91 257H92V258H91ZM16 259H15V260H16ZM36 259H38V260H36ZM54 259H55V260H54ZM84 259H86V260H84ZM6 260H5L4 264L7 263ZM92 260H91V261H92ZM37 261H38V263H37ZM53 261H54V262H53ZM55 262H56V263H55ZM68 262H69V261H68ZM68 262H67V263H68ZM18 263H17V264H18ZM20 263H19V264H20ZM63 263H64V262H63ZM0 264H2V263H0ZM58 264H59V263H58ZM70 264H73V263L71 262ZM78 264H79V263H78ZM196 264H208V263H207V262L201 263L200 260H197V261H196Z\"/></svg>",
    "mask_w": 264,
    "mask_h": 264
}]
</instances>
